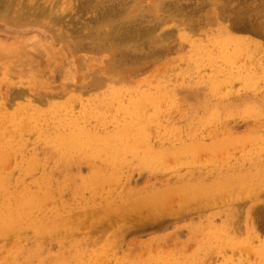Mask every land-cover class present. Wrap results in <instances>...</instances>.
Wrapping results in <instances>:
<instances>
[{"label":"rangeland","instance_id":"obj_1","mask_svg":"<svg viewBox=\"0 0 264 264\" xmlns=\"http://www.w3.org/2000/svg\"><path fill=\"white\" fill-rule=\"evenodd\" d=\"M6 1H7V4H4V5H8V8H4L2 6V3L0 4V50H3L5 53L10 55V58H9L10 62L9 60L5 62L0 61V92H1L0 96L2 97V98L0 97V101H1L0 102V119H1L0 120V128H1L0 135L3 134L5 136L6 134L4 131H6L7 134H9L10 128L12 129L11 131L14 130V132H11V133L15 134V131L17 130L18 126H19L18 128L19 131L17 130V132H19V134L17 132L15 135L13 134L16 137H12L13 135L11 136V134L5 136L6 138L12 137L9 140L14 139L13 141L11 140V143L10 141L7 143L8 139H6L4 136L1 135L0 137L1 138L0 141L3 140V138L4 140H6V141L0 142V147H1L0 154L4 150H6L0 155L1 157L0 166H3V168L0 167V189H1L0 199L3 197L1 199L2 202L0 203V207H2L0 209V214L3 211H6L4 209L7 208V211H9V215L14 216L12 220L11 219L12 217L8 216L7 211H6L7 213L3 212L5 215L4 214L0 215V218H2L4 215L3 219L2 220L0 219V221H3V222H0V225H1L0 227L2 228V230L0 228V233H1V237H3V239L0 238V264H6V263L16 264V261H17V264H58V263L59 264L61 263L62 264H65V263L67 264H85V263L86 264H249V263L250 264H264V205H263L264 203V196H263L264 194L263 192L264 191V174H263L264 169H262L264 168V157H263L264 156V142H263L264 141V90H263L264 88V64H262L264 63V50H263L264 49V46H263L264 45V0H131V1L130 0H83V1L81 0H6ZM83 2H86V3H83ZM184 5H185V8H183ZM117 6L118 8H116ZM250 7L251 9H249ZM195 8L197 9V12ZM243 9L244 11L247 9L246 11H249V12L248 13L243 12L242 11ZM257 9H259L258 10L259 14H257L258 12L256 13ZM194 10H195V13H194ZM254 13H256V15ZM235 14L238 15L239 17L238 20H236L237 22L234 19ZM243 14L246 16H244ZM251 14L254 16V18L251 16ZM110 18H112L113 20ZM255 18L258 21L255 20ZM243 20L245 21L249 20V22H247L248 24L252 22L251 25L248 26L249 28L250 27L254 28L252 26L255 24L257 25V23L261 24V26L258 25L259 26L258 27L255 25V27L257 28L247 29L249 31L247 32V30L246 31L244 30V28L245 29L247 28V24L244 23L245 21L243 22ZM132 21L133 23L134 22L142 23L141 25L140 24L138 25L137 23L138 26L134 23V26L135 25L137 26V27L135 26L136 29H134L136 31L135 32L136 34L133 32L134 26H130ZM238 21H241V22H238ZM242 22L244 23L243 24L244 28H242ZM133 23L131 25H133ZM154 23L155 25H153ZM230 23L232 24V26H230L231 25ZM234 23L236 25H234ZM156 24H159V25H156ZM239 25L241 26L242 29L239 27ZM124 27H125V30H123ZM129 27H130V31H128ZM131 27L133 28L131 29ZM148 27H149V30H148ZM140 29H142V33L140 32L141 31ZM146 29L148 30V32ZM257 29L259 30L257 31ZM240 30H242V32ZM253 30L257 32L252 33L254 32ZM125 31H128V33ZM164 31L166 32L164 33ZM122 32L128 35L131 32V35L129 36H131L132 39L131 40L128 39L129 37H127L126 34L124 35ZM146 32L149 34L147 35ZM227 34L229 35L225 37ZM121 37L123 38L125 37V38L121 39ZM120 39L122 41H120ZM139 39L141 41L138 43L137 40ZM142 41L145 44H142L141 43ZM123 42L124 44H122ZM125 43H128V44H125ZM231 45H233V47ZM247 45L249 46L247 47ZM258 46H260L261 49L260 47L259 49H257ZM211 49H214V51ZM200 50L204 52L201 53ZM253 50L254 51L256 50V51L254 52ZM128 52H130L131 54H128ZM213 53L214 54L217 53V55L216 54L213 55ZM252 53L253 55L255 54L254 57ZM121 54H125V55L128 54V56L130 57H126L127 55L123 56ZM236 54H237V57L239 55V57L237 58L239 60L236 61V63L238 64V62L241 61L242 64L239 62L240 64H238V66L239 65L240 66L236 67V64L234 62L233 65L230 66L231 63L235 60ZM61 55H62V58L60 57ZM229 56H230L229 62H231L230 64L228 62ZM232 56L234 57V60ZM245 56L247 58H245ZM184 58L185 59L187 58L188 60L186 59L185 61ZM215 60H217V62ZM249 60H251L252 63ZM191 61H194V62L196 61V63L191 62ZM215 62L217 63L216 66L218 68L215 66ZM243 62H245V64ZM246 63H248L249 65ZM256 63L260 66V68ZM196 64H197V67H196ZM260 64H262L263 66ZM243 66H245V68L247 67L245 69L246 71L242 69ZM191 67H194L195 69H197L196 71L198 72V74L195 71V69ZM214 67L217 69H215ZM249 68L251 69V71L249 70ZM221 69H224V71H222ZM238 69H240L239 71L241 72H239ZM222 72H224L223 75H222ZM227 72L229 76H227ZM240 76L241 78H239ZM215 78H216V81H215ZM244 78H247V80ZM240 79L242 80L240 81ZM243 80H246V81L242 83ZM249 80L251 81V83ZM180 81L181 82L183 81V83H180ZM229 81L231 82L229 83ZM257 81L258 83H256ZM176 82H177V85H175ZM138 83L140 84L138 85ZM255 84L256 86H258L257 88L259 89L254 88ZM241 86L243 89H241ZM246 86L248 87V89ZM215 87L217 88L215 89ZM250 88H252V90ZM18 89L22 90V93H20L21 95H19V93L16 92ZM244 89L247 91V94ZM248 90H250V92ZM13 91L16 93V96L13 95L14 94L12 93ZM167 92L168 94H166ZM10 96H11V99H10ZM228 99L230 101H228ZM93 101L95 104L92 103ZM31 103H35L37 105L36 106L37 108L34 106V104H31ZM88 103H89V106H87ZM222 103H224L225 106L227 104L228 105L225 107ZM90 105H92L91 110L93 112L90 111V113H87L91 108ZM29 106L32 109L34 106L35 111L29 110L28 109ZM54 106H55V109H54ZM24 107H26L25 109L27 110V112L25 111ZM50 107H52V111L54 110L56 112L54 111H53L54 113L51 112V109H49ZM38 108L41 110H39ZM94 108H96V110ZM168 108L170 112L168 111ZM87 109L89 110L87 111ZM1 110H4V111H1ZM28 110H29V115L31 114L32 116H29L27 114ZM109 110H112V111H109ZM32 111L34 113L38 112L37 118H34V116L36 117V115L33 114ZM81 111L83 114L81 113ZM97 111H98L97 113L98 115H95L97 116L95 117L93 114L94 112H97ZM10 112H12L13 114L11 115ZM17 112H20V113L18 114ZM40 112H43V116L42 114H40ZM106 112H109L108 113L109 117ZM155 112L158 113L157 116ZM256 112H259V113H256ZM25 113L28 115V118L25 116ZM99 113L104 114L105 116L103 118L105 119V117H107L108 121L106 119H105L106 121H104V119H101L102 115ZM16 114L20 115V118ZM213 114H214V117H213ZM22 115L25 117H23ZM52 115L54 116L52 117ZM69 115L71 118L68 117ZM74 115L76 116V119ZM39 116H42L43 120L41 119V117L39 119L38 118ZM153 116L156 118L153 119L154 118ZM227 116H228V120H227ZM244 116H246V118H244ZM45 117L48 119H46ZM49 117L52 120H50ZM67 117L70 119V121L73 119L71 121L72 123L68 121L69 119ZM17 118L19 119L23 118V119L19 120ZM6 119L10 121L7 124H6L7 121H5ZM27 119L29 121L31 120L30 125ZM111 119L112 121H110ZM260 119L263 121L261 122ZM38 120H41V121L37 122ZM63 120L65 122H63ZM79 120H82V121H79ZM83 120H84V124L82 125L81 122H83ZM42 121H45V124L42 123L41 125ZM60 121L63 123H60ZM94 121L97 123H95ZM52 122H55V124ZM77 122H80L79 125H77L78 124ZM91 122H94L95 124L94 123L91 124ZM3 123H5V125H3ZM46 123H48L49 126ZM171 123L172 125H175V126L173 127ZM210 123L211 124L213 123V124L210 125ZM220 123H221V126H219ZM15 124H19V125H15ZM6 125H8L10 128H8V126H7V129L4 128L6 127ZM11 125H13V127H11ZM34 125H35V129L34 128L31 129V126L34 127ZM43 125L45 127H43ZM113 125L115 127H113ZM191 125L193 126L194 129L192 128ZM176 126L178 127V130H176L177 129ZM199 126L201 127L199 128ZM206 126H209V127H206ZM215 126H218V127L216 128ZM40 127L41 129L43 127L42 132L41 130H39ZM44 128L46 129L47 133ZM227 128L228 129L230 128V129L228 130ZM8 129L9 131H7ZM33 129L34 131H37V133H35ZM59 129L60 131H58ZM184 129L185 131H183ZM24 130L27 131L28 133H25ZM87 130L90 131V133L87 132ZM31 131L33 133H31ZM56 131L59 133H57ZM211 131H214V132H211ZM102 132L104 135L100 134ZM34 133L37 135V137H39V139L43 138L45 140L46 145H47V140L51 139V137L53 136L54 137L51 140H48L49 144L45 146L44 148V145H45L44 140L43 139H42L43 141L39 140ZM21 134H23L22 137H23V140L25 141L21 140L22 138L20 137ZM42 134H44L45 137ZM181 134H184L185 138ZM40 135H42V137ZM139 136L141 137V139ZM165 136L166 138H164ZM186 136L188 137V139ZM78 137L80 139H78ZM171 137L173 139L177 137L178 139L177 138L175 139H177L178 141L175 139L173 140ZM200 137L202 138V140ZM67 138L68 139L70 138L72 140L71 141L69 139L71 143H69L70 141ZM135 138L136 139L138 138V139L136 140ZM36 139L38 141H36ZM53 139L56 142L55 141L52 142ZM60 139H62L63 141ZM74 139L76 142L75 141L73 142ZM259 140L263 143L260 144ZM26 141H27L26 145L25 144L23 145V143ZM34 141L39 143L37 144L38 146L35 145L36 143ZM3 142L5 143L3 144ZM257 142H259V146ZM52 143L57 144V145H53ZM136 143H139V146H137ZM244 143H246V145ZM65 144H66L67 149H63ZM72 144L73 145L75 144V145L71 146ZM254 144H257V145H254ZM4 145L7 148L8 146H11V147H9V150H8L6 149ZM77 145H79L80 147H78ZM133 145H136L137 147ZM29 146L30 147L32 146V147L29 148ZM140 146L144 152H146L145 148L149 149L148 151H150V149L152 148L151 153L147 151V154L150 153L148 154L149 157L146 153L142 152ZM222 146L224 148H221ZM52 147H53V150H52ZM70 147H73V148L69 150ZM77 147H78V150H82V151L85 150L86 152L84 153H86V155H89L92 158L94 157L93 159H97V160H93L91 158L89 159L87 158V156H84L83 153L76 151ZM113 147H114V150L112 149ZM225 148H227L229 152L228 150L226 152ZM250 148H252V150ZM54 149H55V152H54ZM106 149L107 151H104ZM137 149H139L141 153H139ZM233 149L234 151H232ZM247 149H249L250 152L247 151ZM41 150H44L45 152ZM74 150L75 152H78L79 155L78 153L75 154ZM193 150H194V154L192 153ZM245 150L247 151V153L244 152ZM102 151L104 152L103 156H102L103 154ZM108 151L109 153L113 151V154L111 153V156L107 154L108 156H110L109 159L106 155V152L108 153ZM195 151H198L199 154H197V152ZM177 152H179V154ZM209 152H211L210 154L213 153V155L214 154L216 155L217 153L216 157L217 159H219L218 156L221 157L222 159L221 158H220L221 160L219 159V161L221 162H219L218 160L215 161L214 159H216V157L211 155L212 157H214V159L212 158L214 160L213 161L211 159V156L209 155ZM143 153L146 154L147 156L144 155ZM161 153H163L162 154L163 156L162 155L159 156V154ZM228 153L231 155V157L230 155H227ZM47 154L48 156L49 155H53V156H49L48 158V156H46ZM80 154H83V156H81ZM167 154L170 156H168ZM26 155L27 157H24ZM150 155L152 157H150ZM188 155L189 157H187ZM80 156L83 158H81ZM195 156L198 159L195 158ZM246 156H249V157L247 158ZM257 156L259 160L257 159ZM34 157H35V160L33 161ZM171 157L172 159H175V160L178 159L177 160L178 162L177 161L175 162L173 160L171 161V159H169ZM185 157H187V159ZM228 157H230V159ZM39 158L41 160H39ZM153 158L156 160H153ZM167 158L169 159L170 164ZM227 158L229 162L224 161L225 159L227 160ZM238 158H239L240 163L238 161ZM159 159L160 160L162 159L161 162L164 163V164L162 163V166L160 165L161 162L159 161ZM233 159H236V160L233 161ZM247 159H248V162H247ZM87 160L89 161V163ZM101 160H104L102 161L103 163L101 162ZM121 160L123 162H121ZM129 160L130 162L128 163ZM181 160H185L186 162L189 161V164L191 162V164L197 165L196 166L197 168L193 167L195 165H192V166L190 165L189 168H187L188 164L186 163L185 165L183 161H182L183 164H181L182 163ZM205 160H208V162L211 161V163L213 165H217V167L216 166L215 168L214 166L208 167V165L211 166L212 164H210V162L209 164H207ZM36 161H38L37 162L38 164L40 163L38 168H37L38 164L37 163L35 164ZM46 161L47 163H45ZM107 161L108 163H105ZM141 161L144 165L140 163ZM158 161H159V164H157ZM192 161H195V163H193ZM204 161L206 163H204ZM230 161H232L231 165L234 168L230 166ZM42 162H44V164L41 165ZM124 162H125V165L123 164ZM131 162L132 164H130ZM166 162L170 165V167H172V170L169 168V165L165 167ZM174 162L182 166H179V165L176 166L177 164L175 165ZM28 163H29V166H28ZM137 163L139 165L136 167ZM171 163H172V166H171ZM33 164L34 166L36 165L35 168L33 167ZM106 164L112 165L113 168L110 165L107 166ZM145 164L147 165L149 164L151 169L148 166V168L150 169L148 170ZM128 165H131V166L129 167ZM174 165L176 166V168L178 167L179 169L178 168L173 169V167H175ZM225 165H227L228 168ZM44 166L46 168H44L45 170L43 172L42 170ZM132 166H134L133 171H131V169L133 168ZM154 166L155 167L157 166V167L155 168ZM163 166L164 168H166V170L167 168H169L170 170H168L165 173L164 171L166 170L163 168L164 171L161 172V170L163 169L160 170L159 168H162ZM220 166L221 168H219ZM102 167H105V168L103 169ZM116 167L119 168V171L118 169H116ZM122 167L124 168L123 169L124 171H121ZM138 167H140L141 170L137 169ZM153 167L156 169V171L155 169H152ZM213 168L218 172H216ZM217 168L222 169V170H218ZM237 168H238V171H237ZM3 169L4 171H1ZM5 169L8 171L9 174L6 173L7 171H5ZM30 169L32 170V172L35 171V173H31ZM91 169L94 172L93 171L91 172ZM157 169L159 173H157ZM182 169H183V172L181 171ZM227 169L229 170V172L231 169L230 173H231V176H234L233 178H230L231 176L228 173ZM126 170H128V172ZM174 170L177 172H175ZM232 170L233 171L235 170V171L233 172ZM23 171L24 173H22ZM103 171L104 173L102 174ZM42 172L44 173V175L42 174ZM117 172H120L118 173L119 176H121L120 175L121 172L123 173L125 172L124 175H126L127 177L130 176V179H128L126 176L124 177L122 173V177L120 178V180L122 179L121 181H123L122 183L121 181H119V178H116L118 176ZM174 172H175V175H174ZM220 172H221V175H220ZM238 173H242V174H238ZM68 174H69V177H68ZM81 174H83L82 178H84L86 174L89 175V176H86L85 178L87 180H84L81 177H79L81 176ZM247 174L248 175L251 174L249 175L250 177H248L249 178L248 180L253 179L254 183L253 181L247 180V176H248ZM36 176L38 177L37 179H35ZM235 176H236V179H235ZM20 177H22V179H20ZM31 177L33 178L35 177L34 178L35 180L32 179ZM44 177L47 180H45ZM49 177L50 178L52 177V178L50 179ZM182 177L184 179H182ZM244 177H245V180H241V181H244L241 183V181L239 180L240 178L242 179ZM237 178L239 179L238 182L236 181ZM10 179H11V182H10ZM191 179L192 181L190 182ZM199 179L200 180L202 179V180L200 181ZM12 180L14 181V184ZM21 180L23 181V183H21L22 182ZM42 180H45L47 182L43 181V185H42V183H40ZM17 181L18 183H16ZM148 181H149V184H148ZM188 181H189V184H188ZM214 181L215 182L217 181L218 183H215ZM220 181H223L224 186L222 185V183L221 184L219 183ZM259 181L261 182V184L263 183V185H261ZM1 182L3 184H1ZM5 182L7 183L5 184ZM76 182L79 184H77ZM156 182L158 186L157 184H155ZM176 182H178L179 185L181 182L182 184L186 185L184 186L186 188L181 186L182 189H180L179 185H177ZM227 182L228 183L230 182L231 184L229 183V185L226 186ZM234 182L236 183L234 184ZM245 182L246 183L248 182L250 184L248 185L247 183L248 185L247 186ZM80 183L84 185H80ZM86 183L88 186L85 185ZM251 183L253 185L255 184L257 188L255 185H254L255 187L252 186ZM258 183L260 185H258ZM65 184H68V186H66ZM122 184L125 189L121 187ZM213 184L215 185V187H213ZM78 185L83 186V188ZM173 185H176V186H173ZM232 186H234V188ZM260 186L263 188H261ZM53 187H57L56 190H54L55 188ZM88 187L89 188L91 187L90 189L92 190L89 191L90 189ZM136 187L138 189H136ZM198 187H200V189ZM227 187L228 188L231 187L230 189H232L233 193L235 191L234 195L231 192V190L229 192V189ZM12 188L13 190H11ZM71 188L74 191L70 190L71 192L70 193L68 191ZM159 188H161V190H159ZM248 188H251V189H249L248 191ZM23 189L25 191H23ZM104 189H105V193H104ZM107 189L109 190L107 191ZM112 189L114 192H116L115 194H113L114 193L113 191H112L113 193L111 192ZM189 189H190L191 194L190 192H186V191H189ZM17 190L21 192L19 193ZM93 190L96 192V195L94 194L95 192ZM151 190L152 191L157 190L159 192L155 191L156 193L155 192L153 193ZM28 191H30V193L32 194H30ZM37 191H38V194H37ZM53 191L54 192L57 191L55 193L57 196L54 194ZM106 191L108 192V194ZM109 191L111 192V194ZM124 191L125 192L127 191V195ZM61 192H63L64 195ZM98 192H100L101 194L99 193L100 195L98 194L99 196L96 197V199H94L95 196H97ZM161 192L162 194L165 192L167 194L165 193L164 195L161 196L160 195ZM50 193L51 194L53 193V195H51ZM73 193L74 195H72ZM146 193L147 194L150 193V195L147 196ZM259 193L260 194L262 193V194L260 195ZM60 194L62 198L60 197ZM253 194H256V196H253ZM88 195H91L92 197L94 196L93 200H91L92 198L89 199L90 196ZM102 195H104V198L106 199H104ZM111 195L113 198L111 197ZM121 195L123 196L121 197ZM131 195L132 196L134 195L133 196L134 199L132 198ZM139 195H140V198H139ZM143 195L144 196L146 195V197H143ZM10 196H11V199H9ZM33 196H35L34 198L36 202L34 201ZM50 196L52 198L53 196H56L55 201L51 202L52 198H50ZM65 196L68 199L65 198ZM109 196H110V199L108 203L107 200ZM115 196L117 199L114 202L115 203L114 205V203L111 201L115 200L114 199ZM227 196H228V200L226 201ZM152 197L154 198L151 199ZM186 197H188L189 199ZM249 197L251 199H249ZM7 198L11 201L9 200L7 201ZM84 198L86 199V201ZM130 198H132L133 200H131ZM223 198L225 201L222 200ZM243 198L246 201L242 200ZM18 199L20 202L15 203ZM61 199H62L61 202L64 204L62 203L59 204L60 201L58 200H61ZM129 199L131 201H129ZM135 199H136V202H135ZM43 200H45V202H43ZM94 200H97L98 203L97 201H94ZM159 200H162V201H159ZM189 200L192 202V204L189 203L190 202ZM202 201H203V206H205L204 208L201 205ZM6 202H8V204ZM33 202L35 204L38 203V205L36 204L34 206ZM46 202H47L48 207L47 205H45ZM55 202H58L57 206ZM75 202H78L80 204L82 203V206L78 203L76 204ZM83 202L86 203V205ZM186 202H188L194 207L191 206L192 208L189 207L190 209L186 208L188 207V204H186ZM193 202L195 204H198L196 205V207L198 208L195 207ZM42 203L43 205L41 206L42 207V212H41L40 204ZM67 203L68 205L69 203H71L70 206H68ZM103 203H104V207H102ZM139 203L141 205H138ZM214 203L217 206L216 208H213ZM225 203L226 204L228 203L227 208H226ZM14 204H17V205L15 206ZM155 204H157L159 208L158 207L156 208ZM261 204L263 207H261ZM8 205L10 206L9 209L7 207ZM12 205L14 206L12 207ZM52 205H55V206H53L52 208L51 207ZM62 205H63V208H62ZM75 205L76 206L78 205V207H76ZM89 205H93L94 207L90 206V208L88 209ZM124 205L125 206L128 205V206H126V208H123L125 207ZM166 205L168 206V209ZM218 205L220 206L218 207ZM20 206L22 208H20ZM36 206H38L39 208L38 210ZM43 206H45L44 207L45 209L43 208ZM64 206H67L65 207L66 211H64ZM145 206L149 207V210ZM49 207L50 209H53V210L48 209ZM68 207H70V209ZM129 207H132V208L129 209ZM150 207L151 208L153 207L152 210H150L151 209ZM14 208L15 209L20 208L21 210L19 209V212L21 213H18L17 210L14 212L10 211V210H13ZM94 208H96V210ZM160 208L162 210H160ZM163 208H165L164 210H167V211L164 212ZM194 208L195 210H193ZM29 209H31L29 211L30 214H26V212ZM54 209H55L56 214L60 212L58 214L60 216L54 215L55 214ZM56 209H59L60 211ZM84 209L86 210L84 211ZM90 209L93 211H91ZM122 209L123 210L126 209L127 211H123L121 213L120 210L122 211ZM74 210H76V212H74ZM89 210L91 211V213H89V215H86ZM94 210L97 213L94 212ZM98 210L100 213L98 212ZM130 210L132 211V213L135 210L138 212L137 214H139L140 212L141 213L139 216L137 215L138 217H136V214H135L136 212L133 214L135 216H133L131 215L132 213ZM118 211L120 214L118 213ZM149 211L152 216L155 215L156 213L159 214L158 212H163V213H160L161 215L156 214L155 216H153V218L156 217L154 220L151 218V221H148V216L150 215L148 213ZM62 212L64 213V215L62 214ZM114 212L115 213L117 212L116 215L114 214ZM177 212L178 213L182 212V213L179 216ZM17 213L19 214L20 220L18 218ZM34 213L37 214V216H34L35 215ZM39 213H44V214L40 216ZM72 213L73 214L77 213V214L72 215L71 217L69 216L67 220V216L71 215ZM81 213H83L84 215ZM170 213L172 216L170 215ZM228 213H230L231 215H229ZM46 214L51 218V220L53 219L54 221L53 223L55 224L56 227L54 225L49 226L48 223L51 220L48 219L49 217ZM28 215H31V218L30 216L28 217ZM51 215L53 216V218ZM173 215L174 216L177 215V216L173 217ZM73 216H76L77 218L75 217L73 220ZM78 216H80L81 218H79ZM140 216L142 217V219H140ZM162 216H164L163 218L165 219L163 218L161 219ZM23 217L27 219L30 218L31 220L34 219V221L29 223L31 220L29 219L28 221L27 219ZM87 217H89L87 220L91 221L92 224L88 221L83 224L82 219L85 218L84 219V222H85ZM90 217L93 221L90 219ZM157 217H159L160 219ZM16 218L18 219L15 220ZM256 218H259V219L261 218V219L259 220ZM157 219H159V221H155ZM11 221H13V224ZM15 221L18 224L17 227L21 226L22 229H25L24 230L25 232L21 231L22 230L21 228L16 229L15 226L17 224ZM47 221L49 222L47 223ZM63 221H65L66 224H64ZM73 221L75 224L72 223ZM144 221L145 223L147 222L146 225L145 223H142ZM18 222H22V223L19 224ZM26 222L29 223V225ZM38 222L40 226L36 224ZM226 222L230 223L231 225L230 224L227 225ZM1 223L2 224L4 223V225H2ZM53 223L52 221L50 222V224H53ZM6 224H8V226ZM32 224H33V227H32ZM57 224L59 225V229H57L58 228ZM103 224H106V226ZM139 224L141 225V228H139L140 227ZM36 225L38 227L37 229L35 228ZM72 225H74V227ZM13 226L14 228H12ZM44 226H46L48 229ZM69 226L71 228H69ZM129 226L131 227L130 231L131 232L133 231L132 233L129 232ZM9 227L12 228L13 231L16 230L15 232L17 233L8 235V233L12 232L11 229H10V232L8 231L9 229L7 228ZM3 228L7 230L8 232L5 231ZM34 228L36 229L37 232L33 230ZM40 228L41 229L44 228L43 231L46 229L45 230L46 232L43 233ZM55 228L58 231H56ZM68 228L71 230L69 231ZM38 229L40 232H38ZM67 229L70 234H68ZM63 230H65L64 233L66 232L65 233L66 236L64 235ZM214 230H215L214 232L215 234L213 233ZM19 231H21V234L19 233L20 235L18 234ZM3 233H4V236L2 235ZM37 233H39L40 235ZM41 233H43V235ZM61 233H62V237H61ZM246 233L249 235H247ZM22 234L25 236H21ZM7 235H8V238H7ZM5 237L7 239H4ZM29 240H33L35 241V243ZM79 241L80 243H78ZM242 241L244 243H242ZM40 242H41V246L40 244L38 245V243ZM81 242H83V245ZM90 242L94 243L93 244L94 247L91 245ZM75 243L77 245L79 244L80 246L79 245L77 246ZM246 243H247V246H246ZM8 246H11L13 252ZM12 246L13 247L16 246L15 247L16 249L13 248ZM22 246H24V249ZM28 246L30 248H28ZM36 246L39 248H37ZM148 248H150V250ZM140 251L141 252L143 251V252L141 253ZM248 251L251 253H249ZM5 252L9 254V257H8V254H6ZM101 253H104V254H101ZM14 255H15V259H14ZM70 255H71V258H70ZM111 255H114L112 257L113 259L111 258ZM11 257L13 259H10ZM146 257L148 258V260L146 259ZM8 258L10 259V261ZM5 259H7V261ZM256 259H258L259 262H256ZM57 260H60V261H57Z\"/></svg>","mask_w":264,"mask_h":264},{"label":"bare ground","instance_id":"obj_2","mask_svg":"<svg viewBox=\"0 0 264 264\" xmlns=\"http://www.w3.org/2000/svg\"><path fill=\"white\" fill-rule=\"evenodd\" d=\"M81 1H83V0H81ZM130 1H131V0H130ZM78 2H79V1H78ZM122 2H123V1H122ZM1 3H2V6H3L4 8H8V5H4V4H7V1H6V0H0V4H1ZM83 3H86V2H83ZM168 3H169V2H168ZM170 3H171V2H170ZM199 3H200V2H199ZM199 3H198V5H199ZM107 4H108V3H107ZM200 4H201V3H200ZM74 5H75V4H74ZM105 5H106V4H105ZM112 5H113V4H112ZM125 5H126V3H125ZM260 5H261V4H260ZM81 6H82V5H81ZM103 6H104V5H103ZM107 6H108V5H107ZM114 6H115V5H114ZM114 6H113V7H114ZM251 6H252V5H251ZM77 7H78V6H77ZM100 7H101V5H100ZM124 7H125V6H124ZM235 7H236V6H235ZM111 8H112V7H111ZM116 8H118V6H117ZM183 8H185V5H184ZM191 8H192V7H191ZM197 8H198V7H197ZM80 9H81V8H80ZM88 9H89V8H88ZM195 9H196V8H195ZM249 9H251V7H250ZM249 9H248V10H249ZM252 9H253V8H252ZM95 10H96V9H95ZM191 10H192V9H191ZM226 10H227V9H226ZM236 10H237V9H236ZM246 10H247V9H246ZM246 10L244 11V9H243L242 11L248 13L249 11H246ZM258 10H259V9H257L256 13L258 12ZM185 11H186V9H185ZM250 11H251V10H250ZM260 11H261V10H260ZM190 12H191V11H190ZM196 12H197V9H196ZM251 12H252V11H251ZM251 12H250V13H251ZM254 12H255V11H254ZM99 13H100V12H99ZM192 13H193V12H192ZM192 13H191V15H192ZM194 13H195V10H194ZM247 13H246V14H247ZM256 13H254V14L256 15ZM218 14H219V13H218ZM244 14H245V13H244ZM244 14H243V15H244ZM257 14H259V12H258ZM98 15H99V14H98ZM194 15H195V14H194ZM240 15H242V14H240ZM196 16H197V15H196ZM244 16H246V15H244ZM251 16L254 18V16H253L252 14H251ZM258 16H259V15H258ZM258 16H257V17H258ZM194 17H195V16H194ZM233 17H234V16H233ZM247 17H248V16H247ZM257 17H256V18H257ZM259 17H260V16H259ZM259 17H258V18H259ZM238 18H239L238 15L235 14V17H234L235 21L238 20ZM249 18H250V16H249ZM256 18H255V20H257ZM110 19H112V18H110ZM110 19H109V20H110ZM240 19H242V18H240ZM247 19H248V18H247ZM247 19H246V20H247ZM112 20H113V19H112ZM228 20H229V19H228ZM244 21H245V20H243V22H244ZM251 21H253V20H251ZM257 21H258V20H257ZM141 22H142V21H141ZM232 22H234V21H232ZM236 22H237V21H236ZM236 22H235V23H236ZM238 22H241V21H238ZM243 22H242V28H244V26H243L244 23L247 24V28H246V29L244 28L245 31H246L247 29H255V28H257V27H255L256 24H255V25L252 24V25H253L252 27H254V28H251V27L249 28L248 26H250L251 23H252V22H250V24H248L247 22H249V20H248V21H245L244 23H243ZM132 23H133V21H132ZM132 23H131V24H132ZM134 23H135V22H134ZM134 23H133V25L130 24V26H134ZM137 23H138V25H139V24H140V25L142 24V23H139V22H136L135 24L137 25ZM235 23H234V25H236ZM255 23H256V22H255ZM230 24H231V23H230ZM238 24H239V23H238ZM128 25H129V24H128ZM136 25H135V26H136ZM138 25H137V26H138ZM146 25H147V24H146ZM153 25H155V23H154ZM153 25H152V26H153ZM156 25H159V24H156ZM240 25H241V23H240ZM240 25H239V27L241 28ZM258 25L261 26V24H258V23H257L256 26H258ZM115 26H116V24H115ZM115 26H114V27H115ZM135 26H134V28L131 27V29L133 28V32H134V33L136 32V31L134 30V29H136ZM137 26H136V27H137ZM144 26H145V25H144ZM230 26H232V24H231ZM259 26H258V27H259ZM126 27H127V26H126ZM139 27H140V26H139ZM239 27H238V29H239ZM141 28H142V27H141ZM242 28H241V29H242ZM128 29H129V30H128ZM128 29H127V30L130 31V27H129ZM143 29H144V27H143ZM259 29H260V28H259ZM259 29H257V31H258ZM261 29H262V28H261ZM123 30H125V27H124ZM137 30H138V29H137ZM140 30H141L140 32L142 33V29H140ZM146 30H147V29H146ZM148 30H149V27H148ZM148 30H147V32H148ZM128 31H125V32L128 33ZM238 31H239V30H238ZM240 31L242 32V30H240ZM250 31H252V30H250ZM253 31H254V32H252V33L257 32V31H255V30H253ZM131 32H132V31H131ZM131 32H130L129 35H131ZM147 32H146V33H147ZM165 32H166V31H164V33H165ZM167 32H168V31H167ZM228 32H229V31H228ZM243 32H244V31H243ZM247 32H249V31L247 30ZM262 32H263V30H262ZM122 33H123L124 35L126 34V33H124V32H122ZM224 33H225V32H224ZM245 33H246V32H245ZM258 33H259V32H258ZM135 34H136V33H135ZM148 34H149V33H147V35H148ZM262 34H263V33H262ZM124 35H123V36H124ZM126 35H127V37H129L128 39H130V40L132 39V37L129 36L128 34H126ZM228 35H229V34H227L225 37H227ZM254 35H255V34H254ZM257 36H258V34H257ZM130 37H131V38H130ZM134 37H135V35H134ZM230 37H231V36H230ZM234 37H235V36H234ZM124 38H125V37H124ZM124 38L121 37V39H124ZM140 38H141V37H140ZM142 38H143V36H142ZM223 38H224V37H223ZM121 39H120V41H122ZM218 39H220V38H218ZM251 39H252V38H251ZM130 40H129V41H130ZM243 40H244V39H243ZM248 40H249V39H248ZM140 41H141L140 39L137 40L138 43H139ZM255 41H256V40H255ZM125 42H126V40H125ZM144 42H145V41H144ZM249 42H250V41H249ZM141 43H142V44H145V43H143V41H142ZM141 43H140V44H141ZM223 43H225V42H223ZM231 43H232V42H231ZM236 43H237V42H236ZM122 44H124V42H123ZM125 44H128V43H125ZM135 44H136V43H135ZM140 44H139V45H140ZM243 44H244V42H243ZM252 45H253V44H252ZM252 45H251V46H252ZM261 45H262V44H261ZM133 46H134V45H133ZM137 46H138V44H137ZM144 46H146V45H144ZM144 46H143V47H144ZM213 46H215V45H213ZM231 46L233 47V45H231ZM243 46H244V45H243ZM248 46H249V45H247V47H248ZM263 46H264V45H263ZM263 46H262V47H263ZM200 47H201V46H200ZM211 47H212V46H211ZM211 47H210V48H211ZM216 47H217V46H216ZM216 47H215V48H216ZM259 47H260V46H258L257 49H259ZM212 48H213V47H212ZM215 48H214V49H215ZM249 48H250V47H249ZM137 49H138V48H137ZM214 49H211V50L214 51ZM222 49H223V48H222ZM228 49H229V48H228ZM230 49H231V48H230ZM243 49H244V48H243ZM251 49H252V48H251ZM255 49H256V48H255ZM260 49H261V47H260ZM123 50H124V49H123ZM216 50H217V49H216ZM263 50H264V49H263ZM193 51H194V50H193ZM200 51H201V53L204 52V51L202 52V50H200ZM213 51H212V52H213ZM229 51H230V50H229ZM247 51H248V50H247ZM253 51H254V50H253ZM253 51H252V52H253ZM255 51H256V50H255ZM255 51H254V52H255ZM257 51H259V50H257ZM197 52H198V51H197ZM226 52H227V51H226ZM254 52H253V53H254ZM25 53H27V52H25ZM121 53H123V52H121ZM124 53H125V52H124ZM218 53H219V52H218ZM234 53H236V52H234ZM234 53H233V54H234ZM250 53H251V51H250ZM250 53H249V54H250ZM253 53H252V55H253ZM128 54H131V53L128 52ZM128 54H126L127 56H126L125 54H121V55H123V56L125 55L126 57H130V56H128ZM142 54H143V53H142ZM211 54H212V53H211ZM215 54L217 55V53H215ZM215 54L213 53V55H215ZM231 54H232V53H231ZM231 54H230V55H231ZM245 54H247V53H245ZM249 54H248V55H249ZM27 55H28V54H27ZM161 55H162V54H161ZM199 55H200V54H199ZM203 55H204V54H203ZM208 55H209V54H208ZM225 55H226V54H225ZM252 55H251V57H252ZM254 55H255V54H254ZM254 55H253V57H254ZM58 56H59V55H58ZM193 56H194V55H193ZM193 56H192V57H193ZM195 56H196V55H195ZM235 56H236L235 60H234V57L232 56V57H233V60H234V61L232 60V61H233L232 63L229 62L230 56L228 57V62H229V64L231 63L230 66H232L234 62H235V64H236V67L238 66V64L241 63V61H239L240 63L238 62V64L236 63V61L239 60V59H237V58L239 57V55H238V57H237V54H236ZM243 56H244V54H243ZM60 57L62 58V55H61ZM121 57H122V56H121ZM131 57H132V56H131ZM133 57H134V56H133ZM187 57H188V56H187ZM192 57H191V58H192ZM197 57H198V56H197ZM220 57H221V56H220ZM251 57H250V58H251ZM9 58H10V55H9V54L5 53L3 50H0V61H1V62H2V61L5 62V61H8V60H9V62H10V59H9ZM211 58H212V57H211ZM245 58H247V57L245 56ZM127 59H128V58H127ZM186 59H187V58H186ZM186 59L184 58L185 61H186ZM196 59H197V58H196ZM203 59H204V58H203ZM217 59H218V57H217ZM225 59H227V58H225ZM225 59H224V60H225ZM254 59H255V58H254ZM187 60H188V59H187ZM190 60H191V59H190ZM193 60H194V59H193ZM197 60H198V59H197ZM129 61H130V60H129ZM201 61H202V60H201ZM203 61H204V60H203ZM215 61L217 62V60H215ZM226 61H227V60H226ZM244 61H245V60H244ZM249 61H251V60H249ZM253 61H254V60H253ZM255 61H256V60H255ZM257 61H259V60H257ZM4 62H3V63H4ZM191 62H194V61H191ZM216 62H215V66H216V64H217ZM194 63H196V61H195ZM211 63H212V62H211ZM243 63L245 64V62H243ZM251 63H252V61H251ZM6 64H7V63H6ZM121 64H122V63H121ZM212 64H213V63H212ZM241 64H242V63H241ZM246 64H248V63H246ZM253 64H254V63H253ZM256 64H257V63H256ZM262 64H264V63H262ZM262 64H260V65H262ZM1 65H2V64H1ZM218 65H220V64H218ZM248 65H249V64H248ZM257 65H258V64H257ZM257 65H256V66H257ZM184 66H185V65H184ZM198 66H199V65H198ZM230 66H229V67H230ZM239 66H240V65H239ZM239 66H238V67H239ZM254 66H255V65H254ZM258 66H259V65H258ZM262 66H263V65H262ZM194 67H195V66H194ZM194 67H191V68L195 69V68L197 67V64H196V67H195V68H194ZM216 67H217V66H216ZM229 67H228V68H229ZM241 67H242V66H241ZM248 67H249V66H248ZM5 68H6V67H5ZM5 68H3V69H5ZM199 68H200V67H199ZM212 68H213V67H212ZM214 68H215V67H214ZM217 68H218V67H217ZM217 68H215V69H217ZM233 68H234V67H233ZM246 68H247V67H246ZM246 68H245V66H243L242 69L245 70ZM259 68H260V66H259ZM200 69H201V68H200ZM215 69H214V70H215ZM196 70H197V69H195V71H196ZM221 70L224 71V69H221ZM221 70H219V71H221ZM233 70H234V69H233ZM233 70H232V71H233ZM239 70H240V69H238V71H239ZM247 70H248V69H247ZM249 70L251 71L250 68H249ZM249 70H248V71H249ZM195 71H194V72H195ZM198 71H199V70H198ZM229 71H230V70H229ZM229 71H228V72H229ZM245 71H246V70H245ZM250 71H249V72H250ZM4 72H5V70H4ZM196 72H197V71H196ZM228 72H227V76H229V75H228ZM233 72H234V71H233ZM239 72H241V71H239ZM261 72H262V71H261ZM217 73H218V71H217ZM223 73H224V72H222V75H223ZM229 73H230V72H229ZM231 73H232V72H231ZM244 73H245V72H244ZM253 73H255V72H253ZM197 74H198V72H197ZM211 74H212V73H211ZM220 74H221V73H220ZM242 74H243V73H242ZM195 76H196V75H195ZM197 76H198V75H197ZM204 76H205V75H204ZM217 76H218V75H217ZM225 76H226V75H225ZM205 77H206V76H205ZM205 77H204V78H205ZM221 77H222V76H221ZM223 77H224V76H223ZM246 77H247V76H246ZM251 77H252V76H251ZM251 77H250V78H251ZM254 77H255V76H254ZM193 78H194V77H193ZM216 78H217V77H216ZM216 78H215V81H216ZM226 78H227V77H226ZM231 78H232V77H231ZM239 78H241V76H240ZM182 79H183V78H182ZM191 79H192V78H191ZM209 79H210V78H209ZM209 79H208V81H209ZM244 79L247 80V78H244ZM217 80H218V79H217ZM230 80H231V79H230ZM241 80H242V79H240V81H241ZM246 80H243L242 83H243L244 81H246ZM260 80H261V78H260ZM192 81H193V80H192ZM208 81H207V82H208ZM249 81H250V80H249ZM166 82H168V81H166ZM213 82H214V81H213ZM218 82H219V81H218ZM230 82H231V81H229V83H230ZM262 82H263V81H262ZM180 83H183V81H182V82L180 81ZM198 83H199V82H198ZM248 83H249V82H248ZM250 83H251V81H250ZM256 83H258V81H257ZM259 83H260V82H259ZM139 84H140V83H138V85H139ZM193 84H194V83H193ZM217 84H218V83H217ZM175 85H177V82H176ZM199 85H200V84H199ZM257 85H258V84H257ZM219 86H221V85H219ZM168 87H170V86H168ZM217 87H218V86H217ZM217 87H215V89H216ZM243 87H244V86H243ZM246 87H247V86H246ZM257 87H258V86H256V84H255V87H254V88H257ZM218 88H219V87H218ZM241 89H243L242 86H241ZM247 89H248V87H247ZM250 89L252 90V88H250ZM257 89H259V88H257ZM261 89H262V88H261ZM167 90H168V89H167ZM211 90H212V89H211ZM244 90H245V89H244ZM263 90H264V88H263ZM14 91H16V90H14ZM14 91H13L12 93H14L13 95L16 96V93H15ZM241 91H242V90H241ZM245 91H246V90H245ZM245 91H244V92H245ZM248 91L250 92V90H248ZM259 91H260V90H259ZM16 92H18L19 95H21L20 93H22V90L18 89ZM71 92H73V91H71ZM172 93H173V92H172ZM166 94H168V92H167ZM169 94H170V93H169ZM173 94H174V93H173ZM229 94H230V93H229ZM243 94H244V93H243ZM246 94H247V91H246ZM250 94H251V93H250ZM0 95H1V92H0ZM17 96H18V95H17ZM230 96H231V95H230ZM0 97H1V96H0ZM18 97H19V96H18ZM1 98H2V97H1ZM14 98H15V97H14ZM42 98H43V96H42ZM10 99H11V96H10ZM174 99H175V98H174ZM226 99H227V98H226ZM1 100H3V99H1ZM168 100H169V98H168ZM172 100H173V99H172ZM172 100H171V101H172ZM222 100H223V98H222ZM33 101H34V100H33ZM33 101H32V102H33ZM228 101H230V100L228 99ZM0 102H1V101H0ZM28 102H29V101H28ZM28 102H27V103H28ZM39 102H40V100H39ZM169 102H170V101H169ZM224 102H225V101H224ZM2 103H4V102H2ZM92 103H94V101H93ZM233 103H234V101H233ZM235 103H236V102H235ZM237 103H238V102H237ZM5 104H6V103H5ZM5 104H4V105H5ZM31 104H34L35 107L37 106L35 103H31ZM94 104H95V103H94ZM170 104H171V103H170ZM222 104L224 105V103H222ZM59 105H60V104H59ZM61 105H62V104H61ZM84 105H85V104H84ZM172 105H173V104H172ZM227 105H228V104H227ZM227 105H226V106H227ZM260 105H261V104H260ZM2 106H3V105H2ZM31 106H32V105H31ZM34 106H33V109L30 108V106H29L28 109H29V110H34V111H35ZM87 106H89V103H88ZM90 106H91V108L89 107L90 110L87 109V111L89 110L87 113H90V111H92V110H91V109H92V105H90ZM224 106H225V105H224ZM226 106H225V107H226ZM5 107H7V106H5ZM93 107H94V105H93ZM25 108H26V107H24V109H25ZM36 108H37V107H36ZM58 108H59V107H58ZM61 108H62V107H61ZM96 108H97V107H96ZM96 108H94V109L96 110ZM169 108H171V107H169ZM169 108H168V111L170 112ZM219 108H220V107H219ZM9 109H10V108H9ZM38 109H39V108H38ZM38 109H37V110H38ZM49 109H51V112L54 111V110L52 111V107H50ZM54 109H55V106H54ZM29 110H28V113H27L28 115H29ZM39 110H41V109H39ZM261 110H263V109H261ZM1 111H4V110H1ZM20 111H21V109H20ZM25 111L27 112L26 109H25ZM42 111H43V110H42ZM46 111H48V110H46ZM101 111H102V110H101ZM109 111H112V110H109ZM7 112H8V111H7ZM14 112H15V111H14ZM22 112H23V111H22ZM32 112H33V111H32ZM48 112H50V111H48ZM48 112H47V113H48ZM54 112H56V111H54ZM54 112H53V113H54ZM92 112H93V111H92ZM99 112H100V111H99ZM102 112H103V111H102ZM104 112H105V111H104ZM113 112H114V111H113ZM231 112H232V111H231ZM10 113H11V115L13 114L12 112H10ZM15 113H16V112H15ZM17 113L19 114L20 112H17ZM37 113H38V112H37ZM37 113H34V112H33V114L36 115V117L34 116V118H37V115H38ZM47 113H46V114H47ZM81 113H82V111H81ZM84 113H85V111H84ZM95 113H96V114H95ZM97 113H98V111H97V112H94L93 115H94V116H95V115H98ZM106 113H107V115H108V117H109V114H108L109 112H106ZM214 113H215V112H214ZM221 113H222V112H221ZM256 113H259V112H256ZM8 114H9V113H8ZM18 114H16V115L19 116V118H20V115H18ZM21 114H22V113H21ZM27 114L25 113V116L28 118V115H27ZM40 114H42V116H43V112H40ZM49 114H50V113H49ZM82 114H83V113H82ZM99 114L102 115L101 119H104L103 117H104L105 115L102 114V113H99ZM155 114H156V116L158 115V113H156V112H155ZM164 114H165V113H164ZM5 115H6V114H5ZM14 115H15V114H14ZM115 115H116V114H115ZM161 115H162V114H161ZM167 115H168V114H167ZM186 115H187V114H186ZM245 115H246V114H245ZM254 115H255V114H254ZM256 115H257V114H256ZM8 116H9V115H8ZM22 116H23V115H22ZM25 116H23V117H25ZM29 116H32V115L30 114ZM42 116H39L38 118L40 119V117H41V119L43 120ZM44 116H45V115H44ZM50 116H51V115H50ZM53 116H54V115H52V117H53ZM74 116H75V115H74ZM86 116H87V115H86ZM91 116H92V115H91ZM91 116H90V117H91ZM238 116H239V115H238ZM238 116H237V117H238ZM242 116H243V115H242ZM251 116H252V114H251ZM251 116H250V117H251ZM257 116H258V115H257ZM5 117H6V116H5ZM15 117H16V116H15ZM47 117H48V116H47ZM68 117L71 118L70 115H69ZM68 117H67V118H68ZM95 117H97V116H95ZM110 117H111V115H110ZM153 117H154V116H153ZM213 117H214V114H213ZM259 117H260V116H259ZM262 117H263V115H262ZM10 118H11V117H10ZM19 118H17V119H19ZM45 118H46V117H45ZM49 118H50V117H49ZM69 118H68V119H69ZM83 118H84V117H83ZM155 118H156V117H154L153 119H155ZM244 118H246V116H244ZM253 118H254V116H253ZM257 118H258V117H257ZM257 118H256V119H257ZM22 119H23V118H22ZM22 119H19V120H22ZM29 119H30V118H29ZM46 119H48V118H46ZM55 119H56V118H55ZM62 119H63V118H62ZM65 119H66V118H65ZM68 119H67V120H68ZM75 119H76V116H75ZM84 119H85V118H84ZM105 119L108 121L107 117H105ZM105 119H104V121H106ZM114 119H115V117H114ZM192 119H193V118H192ZM213 119H214V118H213ZM250 119H252V118H250ZM0 120H1V119H0ZM11 120H12V119H11ZM31 120H32V118H31ZM31 120H30V121H31ZM50 120H52V119L50 118ZM50 120H49V121H50ZM72 120H73V119H72ZM72 120H71V121H72ZM139 120H140V119H139ZM215 120H217V119H215ZM227 120H228V116H227ZM231 120H232V119H231ZM260 120H261V119H260ZM260 120H259V121H260ZM5 121H7L6 124H7L8 122H10V121H8L7 119H6ZM13 121H15V120H13ZM16 121H18V120H16ZM27 121H29V120L27 119ZM30 121H29V125H30ZM35 121H36V120H35ZM40 121H41V120H38L37 122H40ZM58 121H59V120H58ZM68 121H69L70 123H72V122L70 121V119H69ZM77 121H78V120H77ZM79 121H82V120H79ZM110 121H112V119H111ZM110 121H109V122H110ZM157 121H158V120H157ZM194 121H195V120H194ZM232 121H233V120H232ZM262 121H263V120H261V122H262ZM19 122H20V121H19ZM21 122H22V121H21ZM63 122H65V121L63 120ZM63 122L60 121V123H63ZM73 122H74V121H73ZM94 122H95V121H94ZM94 122H91V124H93ZM99 122H100V120H99ZM102 122H103V121H102ZM121 122H122V121H121ZM138 122H139V121H138ZM170 122H171V121H170ZM220 122H221V121H220ZM254 122H255V121H254ZM256 122H257V121H256ZM32 123H33V122H32ZM35 123H36V122H35ZM42 123L45 124V121H42V122H41V125H42ZM52 123L55 124V122H52ZM74 123H75V122H74ZM74 123H73V124H74ZM77 123H78L77 125H79L80 122H77ZM81 123H82V125H83V124H84V120H83V122H81ZM95 123H97V122H95ZM95 123H94V124H95ZM107 123H108V122H107ZM168 123H169V122H168ZM177 123H178V122H177ZM192 123H193V122H192ZM213 123H215V122H213ZM213 123H212V124H213ZM217 123H218V121H217ZM12 124H13V123H12ZM37 124H38V123H37ZM46 124H48V123H46ZM75 124H76V123H75ZM87 124H88V123H87ZM114 124H115V123H114ZM180 124H181V123H180ZM182 124H183V123H182ZM212 124L210 123V125H212ZM229 124H230V123H229ZM231 124H232V123H231ZM3 125H5V123H3ZM9 125H10V124H9ZM13 125H14V124H13ZM13 125H11V127H13ZM15 125H19V124H15ZM24 125H25V124H24ZM27 125H28V123H27ZM29 125H28V127H29ZM38 125H39V124H38ZM70 125H72V124H70ZM97 125H98V124H97ZM171 125H172V123H171ZM198 125H199V124H198ZM210 125H209V126H210ZM234 125H235V124H234ZM1 126H2V125H1ZM7 126H8V125H6V127H4V126H3V127L7 129ZM25 126H26V125H25ZM48 126H49V124H48ZM54 126H55V125H54ZM66 126H67V125H66ZM80 126H81V125H80ZM88 126H89V125H88ZM120 126H121V125H120ZM167 126H168V124H167ZM172 126L174 127L175 125H172ZM177 126H179V125H177ZM177 126H176V127H177ZM185 126H187V125H185ZM189 126H190V125H189ZM191 126H192V125H191ZM209 126H206V127H209ZM219 126H221V123H220ZM224 126H225V124H224ZM257 126H258V125H257ZM28 127H27V129H28ZM43 127H45V126L43 125ZM43 127H42V129H41V127H40V129H39V130H41V132L43 131ZM51 127H52V125H51ZM64 127H65V126H64ZM73 127H74V126H73ZM92 127H93V126H92ZM113 127H115V126L113 125ZM113 127H112V128H113ZM180 127H181V126H180ZM200 127H201V126H199V128H200ZM211 127H212V126H211ZM215 127L217 128L218 126H215ZM8 128H10V127L8 126ZM18 128H19V126H18ZM18 128H17V130L19 131ZM32 128L35 129V125H34V127L31 126V129H32ZM36 128H38V127H36ZM47 128H48V127H47ZM68 128H70V127H68ZM78 128H79V126H78ZM78 128H77V129H78ZM82 128H84V127H82ZM169 128H170V127H169ZM192 128H193V126H192ZM192 128H191V130H192ZM204 128H205V127H204ZM216 128H215V129H216ZM247 128H248V127H247ZM0 129H1V128H0ZM23 129H24V127H23ZM25 129H26V127H25ZM34 129H33V131H34ZM44 129H45V128H44ZM55 129H56V128H55ZM62 129H63V128H62ZM73 129H74V128H73ZM93 129H94V128H93ZM95 129H96V128H95ZM120 129H121V128H120ZM126 129H127V128H126ZM193 129H194V128H193ZM195 129H196V128H195ZM211 129H212V128H211ZM227 129H228V128H227ZM229 129H230V128H229ZM229 129H228V130H229ZM11 130H12V129L10 128V133H9V132H8V133L11 134V136H12L14 133H11V132H14V130H13V131H11ZM17 130L15 131V134H16ZM29 130H30V128H29ZM37 130H38V129H37ZM85 130H86V129H85ZM88 130H89V129H88ZM88 130H87V132L90 133V131H88ZM91 130H92V128H91ZM107 130H108V129H107ZM176 130H178V127H177ZM189 130H190V129H189ZM201 130H202V128H201ZM203 130H204V129H203ZM221 130H222V129H221ZM7 131H9V129H8ZM24 131H25V130H24ZM24 131H23V132H24ZM45 131H46V129H45ZM58 131H60V129H59ZM62 131H63V130H62ZM119 131H120V130H119ZM125 131H126V130H125ZM181 131H182V130H181ZM183 131H185V129H184ZM215 131H216V130H215ZM4 132H5L6 135H9V134H7L6 131H4ZM4 132H3V133H4ZM34 132L37 133V131H34ZM53 132H54V130H53ZM56 132H57V131H56ZM91 132H92V131H91ZM94 132H95V131H94ZM109 132H110V131H109ZM109 132H108V133H109ZM199 132H200V131H199ZM211 132H214V131H211ZM217 132H218V131H217ZM17 133L19 134V132H17ZM25 133H28V132L25 131ZM29 133H30V132H29ZM31 133H33V132L31 131ZM35 133H34V134H35ZM39 133H40V132H39ZM39 133H38V134H39ZM43 133H44V132H43ZM46 133H47V131H46ZM50 133H51V132H50ZM57 133H59V132H57ZM70 133H71V132H70ZM15 134H14V135H15ZM18 134H17V135H18ZM23 134H24V133H23ZM23 134H21L20 137H22ZM40 134H41V133H40ZM55 134H56V133H55ZM60 134H61V133H60ZM91 134H92V133H91ZM100 134H101V135H104L103 132L100 133ZM106 134H107V133H106ZM106 134H105V135H106ZM196 134H197V133H196ZM207 134H208V133H207ZM1 135L4 136L3 134H1ZM1 135H0V137H1ZM6 135H5V136H6ZM14 135H13L12 137H16V136H14ZM35 135H36V134H35ZM42 135L45 137L44 134H42ZM42 135H40V136L42 137ZM47 135H49V134H47ZM57 135H58V134H57ZM68 135H69V134H68ZM107 135H108V134H107ZM165 135H166V134H165ZM181 135L184 136V134H181ZM209 135H210V134H209ZM5 136H4V137H5ZM166 136H167V135H166ZM166 136H165L164 138H166ZM183 136H182V137H183ZM188 136H189V135H188ZM229 136H230V135H229ZM12 137H10V138H12ZM20 137H19V138H20ZM36 137H37V135H36ZM48 137H49V136H48ZM48 137H46V138H48ZM53 137H54V136H53ZM53 137H51V139H52ZM56 137H57V136H56ZM65 137H66V136H65ZM79 137H80V136H79ZM79 137H78V139H80ZM82 137H83V136H82ZM109 137H110V136H109ZM135 137H136V136H135ZM139 137H140V136H139ZM139 137H138V138H139ZM182 137H180V138H182ZM186 137H187V136H186ZM194 137H195V135H194ZM5 138H6V137H5ZM10 138H8V137L6 138V139H8L7 143H8L9 141H10V143H11V140H12V139L9 140ZM19 138H18V139H19ZM37 138L39 139V137H37ZM59 138H61V137H59ZM59 138H57V139H59ZM138 138H137V139H138ZM171 138H172V137H171ZM175 138H177V137H175ZM175 138H174V139H175ZM184 138H185V136H184ZM200 138H201V137H200ZM0 139H1V138H0ZM15 139H16V138H15ZM18 139H17V140H18ZM42 139H43V138H42ZM42 139L40 138L39 140L43 141L44 139H43V140H42ZM51 139H48V140H51ZM65 139H66V138H65ZM65 139H64V141H65ZM67 139H68V138H67ZM69 139H70V138H69ZM69 139H68V140H69ZM82 139H83V138H82ZM135 139H136V138H135ZM137 139H136V140H137ZM140 139H141V137H140ZM161 139H162V138H161ZM168 139H169V138H168ZM172 139H173V138H172ZM172 139H171V140H172ZM174 139H173V140H174ZM177 139H178V138H177ZM177 139H175V140H177ZM187 139H188V137H187ZM13 140H14V139H13ZM13 140H12V141H13ZM19 140H20V139H19ZM21 140H23V137L21 138ZM46 140H47V139H46ZM48 140H47V145L49 144V143H48V142H49ZM55 140H56V138H55ZM55 140L53 139L52 142H54ZM60 140H62V139H60ZM70 140H71V139H70ZM70 140H69V141H70ZM76 140H77V138H76ZM94 140H95V139H94ZM179 140H180V139H179ZM201 140H202V138H201ZM1 141H6V140H4V138H3V140H1ZM1 141H0V142H1ZM23 141H25V140H23ZM36 141H38V140L36 139ZM41 141H40V142H41ZM62 141H63V140H62ZM71 141H72V140H71ZM71 141H70L69 143H71ZM74 141H75V139L73 140V142H74ZM78 141H79V140H78ZM109 141H110V139H109ZM166 141H167V140H166ZM177 141H178V140H177ZM180 141H181V140H180ZM183 141H184V139H183ZM186 141H187V140H186ZM198 141H199V139H198ZM238 141H239V140H238ZM252 141H253V139H252ZM259 141H260V140H259ZM15 142H16V140H15ZM34 142H35V141H34ZM55 142H56V141H55ZM75 142H76V141H75ZM163 142H164V141H163ZM175 142H176V141H175ZM175 142H174V143H175ZM263 142H264V141H263ZM263 142L260 141V144L263 143ZM4 143H5V142H3V144H4ZM7 143H6V144H7ZM10 143H9V144H10ZM20 143H22V142H20ZM26 143H27V141L24 142L23 145H24V144L26 145ZM35 143H36L35 145L39 144V143H37V142H35ZM158 143H159V142H158ZM158 143H157V144H158ZM176 143H177V142H176ZM249 143H250V142H249ZM257 143H258V146H259V142H257ZM9 144H8V145H9ZM44 144H45V140H44ZM44 144H43V145H44ZM52 144H53V145H57V144H54V143H52ZM52 144H51V146H52ZM76 144H77V143H76ZM113 144H114V143H113ZM155 144H156V143H155ZM164 144H166V143H164ZM177 144H178V143H177ZM205 144H206V143H205ZM244 144L246 145V143H244ZM252 144H253V142H252ZM1 145H2V143H1ZM16 145H17V144H16ZM16 145H15V146H16ZM33 145H34V144H33ZM33 145H32V146H33ZM47 145L45 144V145H44V148H45V146H47ZM74 145H75V144H74ZM74 145L72 144L71 146H74ZM90 145H91V144H90ZM136 145L139 146V143H136ZM136 145H133V146H136ZM152 145H153V144H152ZM237 145H238V144H237ZM239 145H240V144H239ZM249 145H250V144H249ZM254 145H257V144H254ZM254 145H253V146H254ZM262 145H263V144H262ZM262 145H261V146H262ZM4 146H5V145H4ZM32 146H31V147H32ZM37 146H38V145H37ZM41 146H42V144H41ZM68 146H69V144H68ZM77 146L80 147L79 145H77ZM114 146H115V145H114ZM133 146H131V147H133ZM137 146H136V147H137ZM159 146H160V145H159ZM161 146H162V145H161ZM213 146H214V145H213ZM233 146H234V145H233ZM5 147H6V146H5ZM9 147H11V146H8V148L6 147V149L9 150ZM12 147H13V146H12ZM25 147H26V146H25ZM31 147L29 146V148H31ZM35 147H36V146H35ZM49 147H50V145H49ZM53 147H55V146H53ZM53 147H52V150H53ZM78 147H77V150L75 149L76 151L83 153L84 156H87V158H89V159H90V158H91V159L94 158V157H93V158L90 157L89 155H86V153H84V152H86L85 150H84V151H82V150H78ZM115 147H116V146H115ZM136 147H135V148H136ZM201 147H202V146H201ZM235 147H236V146H235ZM241 147H242V146H241ZM254 147H255V146H254ZM0 148H1V147H0ZM15 148H16V147H15ZM46 148H47V147H46ZM71 148H73V147H70V149H69V148H68V149L71 150ZM75 148H76V146H75ZM83 148H84V147H83ZM117 148H118V147H117ZM140 148H141V146H140ZM197 148H198V147H197ZM218 148H220V147H218ZM221 148H224V147L222 146ZM228 148H229V147H228ZM236 148H237V147H236ZM248 148H249V147H248ZM257 148H258V147H257ZM35 149H36V148H35ZM63 149H67V148H66V144H65V146L63 147ZM84 149H85V148H84ZM112 149L114 150V147H113ZM185 149H186V148H185ZM225 149H226L225 151L227 152L228 149H227V148H225ZM250 149L252 150V148H250ZM253 149H254V148H253ZM255 149H256V148H255ZM22 150H23V149H22ZM27 150H28V148H27ZM47 150H48V149H47ZM75 150H74V153L77 154L78 152H75ZM141 150H142V148H141ZM145 150H146V152H144L143 150H142V152H144V153L147 154V151H148L149 149H146V148H145ZM151 150H152V148H151L150 151H148V152L151 153V152H152ZM197 150H199V149H197ZM219 150H220V149H219ZM258 150H259V149H258ZM2 151H3V150H2ZM4 151H6V150H4ZM4 151H3V152H4ZM41 151H44V150H41ZM104 151H107V149L104 150ZM117 151H118V150H117ZM121 151H122V150H121ZM137 151H139V153H141V151H140L139 149H137ZM187 151H188V150H187ZM204 151H205V150H204ZM221 151H223V150H221ZM232 151H234V149H233ZM247 151L250 152L249 149H247ZM247 151L245 150L244 152L247 153ZM3 152H1V154H2ZM11 152H12V151H11ZM16 152H18V151H16ZM20 152H21V151H20ZM44 152H45V151H44ZM54 152H55V149H54ZM70 152H71V151H70ZM135 152H136V150H135ZM165 152H166V151H165ZM195 152H197V154H199L198 151H195ZM211 152H212V151H211ZM211 152H209V155H210V156L213 155V153L210 154ZM226 152H225V153H226ZM228 152H229V150H228ZM230 152H231V151H230ZM258 152H259V151H258ZM22 153H23V151H22ZM72 153H73V151H72ZM72 153H71V154H72ZM87 153H88V152H87ZM102 153H103V154H102V156H103V155H104V152L102 151ZM111 153L113 154V151H112ZM111 153H109V151H108V153L106 152V155L109 154V155L111 156ZM118 153H119V152H118ZM126 153H127V152H126ZM144 153H143V154H144ZM150 153H148V154H150ZM159 153H160V152H159ZM163 153H164V152H163ZM163 153L159 154V156L162 155ZM172 153H173V152H172ZM174 153H175V152H174ZM177 153L179 154V152H177ZM192 153L194 154V150H193ZM218 153H219V152H218ZM232 153H233V152H232ZM253 153H254V152H253ZM253 153H252V154H253ZM255 153H256V151H255ZM1 154H0V155H1ZM50 154H51V153H50ZM52 154H53V153H52ZM83 154H80V155L83 156ZM119 154H120V153H119ZM128 154H129V152H128ZM130 154H131V153H130ZM146 154H144V155H146ZM148 154H147V155H148ZM197 154H196V155H197ZM72 155H73V154H72ZM78 155H79V153H78ZM121 155H122V154H121ZM147 155H146V156H147ZM167 155H168V154H167ZM227 155H230V154L228 153ZM227 155H226V157H227ZM253 155H254V154H253ZM257 155H258V154H257ZM37 156H38V155H37ZM46 156H48V154H47ZM49 156H53V155H49ZM49 156H48V158H49ZM81 156H80V157H81ZM110 156L107 155L108 159H109ZM112 156H113V155H112ZM117 156H118V155H117ZM119 156H120V155H119ZM131 156H133V155H131ZM152 156H153V154H152ZM152 156L150 155V157H152ZM162 156H163V155H162ZM168 156H170V155H168ZM213 156L216 157V156H217V153H216V155L214 154ZM243 156H244V155H243ZM254 156H255V155H254ZM24 157H27V155L24 156ZM120 157H121V156H120ZM124 157H125V156H124ZM142 157H143V156H142ZM148 157H149V155H148ZM174 157H175V156H174ZM187 157H189V155H188ZM187 157H185V158L187 159ZM230 157H231V155H230ZM230 157H228V158L230 159ZM241 157H242V156H241ZM246 157L248 158L249 156H246ZM250 157H251V155H250ZM259 157H260V156H259ZM263 157H264V156H263ZM0 158H1V157H0ZM5 158H6V157H5ZM81 158H83V157H81ZM136 158H138V157H136ZM176 158H177V157H176ZM179 158H180V157H179ZM195 158H197V157L195 156ZM208 158H209V157H208ZM212 158L214 159V157L211 156V159H212ZM218 158L220 159L221 157L218 156ZM228 158H227V160H226V159H225V160L223 159V160H224V161H228ZM244 158H245V157H244ZM252 158H254V157H252ZM2 159H3V157H2ZM2 159H1V160H2ZM36 159H37V158H36ZM43 159H44V158H43ZM98 159H99V158H98ZM132 159H133V158H132ZM146 159H147V158H146ZM163 159H164V158H163ZM167 159H168V158H167ZM169 159H171V161L173 160V161H175V162L178 160V159H176V160H175V159H172V157L169 158ZM169 159H168V162H169ZM181 159H182V158H181ZM183 159H184V158H183ZM197 159H198V158H197ZM197 159H196V160H197ZM206 159H207V158H206ZM213 159H212V160H213ZM219 159H217V157H216V159H214V160H215V161H216V160L219 161ZM221 159H222V158H221ZM221 159H220V160H221ZM236 159H237V158H236ZM236 159H233V161H235ZM255 159H256V158H255ZM255 159H254V160H255ZM257 159H258V156H257ZM12 160H13V159H12ZM12 160H11V161H12ZM34 160H35V157H34L33 161H34ZM37 160H38V159H37ZM39 160H41V159L39 158ZM80 160H82V159H80ZM93 160H97V159H93ZM112 160H113V159H112ZM153 160H156V159L153 158ZM161 160H162V159H161ZM161 160L159 159L160 162H161ZM164 160H165V159H164ZM214 160H213V161H214ZM223 160H222V161H223ZM245 160H246V159H245ZM258 160H259V159H258ZM262 160H263V159H262ZM31 161H32V160H31ZM51 161H52V159H51ZM51 161H50V162H51ZM87 161H88V160H87ZM102 161H104V160H101V162H102ZM109 161H110V160H109ZM131 161H132V160H131ZM134 161H135V159H134ZM136 161H137V160H136ZM159 161H158L157 164H159ZM182 161L185 163V165H186V163L188 164V165H187V168H189L190 165H191V166H192V165H195V164H191V162H190V164H189V161L186 162L185 160H181V162H182ZM190 161H191V160H190ZM205 161L207 162V164H209V162H210V164H212L211 161H209V162H208V160H205ZM205 161H204V163H206ZM238 161H239V158H238ZM255 161H256V160H255ZM26 162H27V161H26ZM37 162H38V161H36L35 164H36ZM48 162H49V160H48ZM117 162H119V161H117ZM121 162H123V161L121 160ZM125 162H126V161H125ZM125 162L123 163L124 165H125ZM129 162H130V160L128 161V163H129ZM175 162H174V164L176 165L177 163H175ZM177 162H178V161H177ZM183 162H182L181 164H183ZM192 162L195 163V161H192ZM199 162H200V161H199ZM219 162H221V161H219ZM228 162H229V161H228ZM231 162H232V161H230V166L233 167V166L231 165ZM247 162H248V159H247ZM29 163H30V162H29ZM29 163H28V166H29ZM32 163H33V162H32ZM45 163H47V161H46ZM80 163H81V162H80ZM80 163H79V164H80ZM88 163H89V161H88ZM94 163H96V162H94ZM99 163H100V162H99ZM102 163H103V162H102ZM102 163H101V164H102ZM105 163H108V161L105 162ZM112 163H114V162H112ZM128 163H127V164H128ZM138 163H139V162H138ZM138 163L136 164V167L139 165ZM140 163H142V161H141ZM162 163H163V162H161V164H160L161 166H162ZM172 163H173V162H172ZM172 163H171V166H172ZM179 163H180V162H179ZM213 163H214V162H213ZM233 163H234V162H233ZM239 163H240V161H239ZM242 163H244V162H242ZM251 163H252V162H251ZM251 163H250V164H251ZM37 164H38V163H37ZM42 164H44V162H42L41 165H42ZM85 164H86V163H85ZM85 164H84V165H85ZM130 164H132V162H131ZM142 164H143V163H142ZM163 164H164V163H163ZM169 164H170V162H169ZM169 164L166 162V166H165V165H164V166L167 167ZM196 164H198V163H196ZM199 164H200V163H199ZM202 164H203V163H202ZM214 164H215V163H214ZM39 165H40V163L37 165V168H38ZM52 165H53V164H52ZM106 165H107V164H106ZM108 165H110V164H108ZM108 165H107V166H108ZM114 165H116V164H114ZM117 165H118V164H117ZM124 165H123V166H124ZM143 165H144V164H143ZM175 165H174V166H175ZM178 165H179V164H177L176 166H178ZM185 165H184V166H185ZM219 165H220V164H219ZM221 165H223V164H221ZM234 165H235V164H234ZM238 165H239V164H238ZM35 166H36V165H35ZM35 166H34V164H33V167H34V168H35ZM53 166H54V165H53ZM53 166H52V167H53ZM85 166H86V165H85ZM107 166H106V168H107ZM110 166L113 168L112 165H110ZM110 166H109V167H110ZM120 166H121V164H120ZM128 166L130 167L131 165H128ZM134 166H135V164H134ZM134 166H132L133 168L131 169V171H133ZM145 166H146L147 168H148V166L150 167L149 164H148V165L145 164ZM164 166H163L162 168H159V169H160V170L163 169ZM176 166L173 167V169L176 168ZM179 166H182V165H179ZM196 166H197V165H195V166H193V167L195 168ZM212 166H214V168H215V166L217 167V165H213V164H212L211 166L208 165V167H212ZM225 166H227V165H225ZM244 166H245V165H244ZM0 167L3 168V166H0ZM22 167H24V166H22ZM90 167H91V166H90ZM125 167H126V166H125ZM129 167H128V169H129ZM136 167H135V168H136ZM142 167H143V166H142ZM154 167H155V166H154ZM154 167H153L152 169H155L157 166H156L155 168H154ZM199 167H200V166H199ZM202 167H203V166H202ZM204 167H206V166H204ZM208 167H206V168H208ZM238 167H239V166H238ZM242 167H243V165H242ZM246 167H247V166H246ZM257 167H258V166H257ZM2 168H1V169H2ZM4 168H5V167H4ZM37 168H36V169H37ZM44 168H46V167H45V166L43 167V170H42L43 172H44V170H45ZM50 168H51V167H50ZM102 168L104 169L105 167H102ZM112 168H111V169H112ZM120 168H121V167H120ZM143 168H144V167H143ZM147 168H146V169H147ZM169 168L172 170V167H170V165H169ZM169 168H167V170H166V168H164L166 171H164V169H163V170H161V172L164 171V172L166 173L168 170H170ZM177 168H178V167H177ZM177 168H176V169H177ZM196 168H197V167H196ZM200 168H201V167H200ZM214 168H213V169H214ZM219 168H221V166H220ZM219 168H217V169H218V170H222V169H219ZM227 168H228V166H227ZM233 168H234V167H233ZM6 169H7V168H6ZM6 169H5V171L8 170V169H7V170H6ZM52 169H53V168H52ZM52 169H51V171H52ZM60 169H61V168H60ZM97 169H98V168H97ZM103 169H101V170H103ZM114 169H115V168H114ZM114 169H113V170H114ZM116 169H118V171H119V168H118V167H116ZM116 169H115V170H116ZM123 169H124V168L122 167L121 171H124ZM137 169L141 170L140 167H138ZM150 169H151V167H150ZM150 169L148 168V170H150ZM178 169H179V168H178ZM202 169H203V168H202ZM204 169H205V168H204ZM235 169H236V168H235ZM240 169H241V168H240ZM244 169H245V168H244ZM246 169H247V168H246ZM252 169H253V167H252ZM252 169H251V170H252ZM254 169H255V168H254ZM262 169H264V168H262ZM262 169H261V170H262ZM30 170H31V169H30ZM30 170H28V171H30ZM53 170H54V169H53ZM56 170H57V168H56ZM56 170H55V171H56ZM64 170H65V169H64ZM109 170H110V168H109ZM113 170H111V171H113ZM184 170H185V169H184ZM214 170H215V169H214ZM214 170H213V171H214ZM227 170H228V169H227ZM251 170H250V171H251ZM1 171H4V169L1 170ZM59 171H60V170H59ZM67 171H68V170H67ZM78 171H80V170H78ZM92 171H93V170L91 169V172H92ZM106 171H107V169H106ZM111 171H110V172H111ZM116 171H117V170H116ZM126 171L128 172V170H126ZM155 171H156V169H155ZM174 171H175V170H174ZM178 171H179V170H178ZM181 171L183 172V169H182ZM215 171H216V170H215ZM232 171H233V170H232ZM234 171H235V170H234ZM234 171H233V172H234ZM237 171H238V168H237ZM240 171H241V170H240ZM256 171H257V170H256ZM262 171H263V170H262ZM30 172H31V173H35V171L32 172V170H31ZM43 172H42V174L44 175ZM56 172H57V171H56ZM68 172H69V171H68ZM93 172H94V171H93ZM97 172H98V170H97ZM175 172H177V171H175ZM175 172H174V175H175ZM179 172H180V171H179ZM202 172H203V171H202ZM216 172H218V171H216ZM230 172H231V169H230ZM230 172H229V170H228V173H229L230 176H231V173H230ZM260 172H261V171H260ZM6 173L9 174L8 171H7ZM20 173H21V172H20ZM22 173H24V171H23ZM53 173H54V172H53ZM71 173H72V172H71ZM95 173H96V172H95ZM103 173H104V171L102 172V174H103ZM118 173H120V172H117V174H118ZM122 173H123V172H121V174H120L121 176H119V174H118L119 177H118V176L116 177V178H119V181L122 180V179L120 180V178L122 177ZM124 173H125V172H124ZM124 173H123V176L125 177L126 175H124ZM153 173H154V172H153ZM157 173H159L158 169H157ZM204 173H205V172H204ZM208 173H209V172H208ZM3 174H4V173H3ZM51 174H52V173H51ZM61 174H62V173H61ZM61 174H60V175H61ZM83 174H84V173H83ZM83 174H81V176H79V177L82 178ZM88 174H90V173H88ZM91 174H92V173H91ZM97 174H98V173H97ZM102 174H101V175H102ZM110 174H111V173H110ZM110 174H109V175H110ZM167 174H168V173H167ZM186 174H187V173H186ZM238 174H242V173H238ZM263 174H264V173H263ZM30 175H31V174H30ZM40 175H41V174H40ZM43 175H42V176H43ZM63 175H64V174H63ZM76 175H77V173H76ZM128 175H129V174H128ZM170 175H171V174H170ZM195 175H196V174H195ZM206 175H207V174H206ZM212 175H213V174H212ZM214 175H215V174H214ZM217 175H219V174H217ZM220 175H221V172H220ZM247 175H248V174H247ZM249 175H251V174H249ZM249 175L247 176V180L249 179L248 177H250ZM10 176H12V175H10ZM21 176H22V174H21ZM49 176H51V175H49ZM58 176H59V175H58ZM66 176H67V175H66ZM86 176H89V175L86 174L85 177L82 178V179L87 180V179H85ZM99 176H100V175H99ZM103 176H104V175H103ZM171 176H172V175H171ZM185 176H186V175H185ZM204 176H205V175H204ZM209 176H210V175H209ZM252 176H253V175H252ZM39 177H40V176H39ZM68 177H69V174H68ZM124 177H123V179H124ZM126 177H127V176H126ZM213 177H214V176H213ZM215 177H216V176H215ZM225 177H226V175H225ZM233 177H234V176H231L230 178H233ZM245 177H246V175H245ZM245 177L242 178V179L240 178V180L237 178L236 181L238 182V180H239V181H241V180H245ZM3 178H4V177H3ZM31 178L34 179L35 177H34V178L31 177ZM37 178H38V177L36 176L35 179H37ZM49 178H50V177H49ZM51 178H52V177H51ZM51 178H50V179H51ZM77 178H78V177H77ZM91 178H92V176H91ZM127 178L130 179V176L127 177ZM178 178H179V176H178ZM189 178H190V177H189ZM194 178H196V177H194ZM230 178H229V179H230ZM20 179H22V177H20ZM35 179H34V180H35ZM44 179L47 180L45 177H44ZM61 179H62V178H61ZM61 179H60V180H61ZM66 179H67V178H66ZM75 179H76V178H75ZM82 179H81V180H82ZM99 179H100V177H99ZM125 179H126V178H125ZM170 179H171V178H170ZM182 179H184V178L182 177ZM214 179H216V178H214ZM235 179H236V176H235ZM1 180H2V179H1ZM15 180H16V178H15ZM26 180H27V179H26ZM40 180H41V179H40ZM45 180H42L40 183H42V185H43V181H45ZM53 180H54V179H53ZM88 180H89V178H88ZM90 180H91V179H90ZM126 180H127V179H126ZM126 180H125V181H126ZM178 180H179V179H178ZM199 180H200V179H199ZM199 180H198V181H199ZM201 180H202V179H201ZM201 180H200V181H201ZM221 180H222V179H221ZM232 180H233V179H232ZM254 180H255V179H254ZM256 180H257V179H256ZM12 181H13V180H12ZM19 181H20V180H19ZM21 181H22V180H21ZM28 181H29V180H28ZM28 181H26V182H28ZM51 181H52V180H51ZM69 181H70V180H69ZM74 181H75V180H74ZM112 181H114V180H112ZM159 181H160V180H159ZM191 181H192V179L190 180V182H191ZM193 181H195V180H193ZM224 181H225V180H224ZM248 181H253V179H252V180H248ZM7 182H8V181H7ZM7 182H5V184H6ZM10 182H11V179H10ZM32 182H33V181H32ZM45 182H47V181H45ZM53 182H54V181H53ZM55 182H56V181H55ZM57 182H58V181H57ZM61 182H62V181H61ZM66 182H67V181H66ZM66 182H65V183H66ZM70 182H71V181H70ZM85 182H86V181H85ZM121 182L123 183V181H121ZM182 182H183V180H182ZM212 182H213V181H212ZM214 182H215V181H214ZM230 182H231V180H230ZM230 182H229V183H230ZM242 182H244V181H241V183H242ZM259 182H260V181H259ZM16 183H18V181H17ZM21 183H23V181H22ZM21 183H20V184H21ZM30 183H31V182H30ZM33 183H34V182H33ZM38 183H39V182H38ZM40 183H39V184H40ZM71 183H72V182H71ZM76 183H77V182H76ZM81 183H82V182H81ZM81 183H80V185H84V184H81ZM83 183H84V182H83ZM146 183H147V182H146ZM172 183H173V182H172ZM176 183H177V185H179L178 182H176ZM184 183H185V182H184ZM186 183H187V182H186ZM192 183H193V182H192ZM192 183H191V185H192ZM196 183H197V182H196ZM215 183H218V182L216 181ZM215 183H214V184H215ZM219 183H220V184L222 183V185H223V181H220ZM225 183H226V182H225ZM229 183L227 182V185H226V186H228ZM235 183H236V182H234V184H235ZM239 183H240V182H239ZM245 183H246V182H245ZM247 183H248V182H247ZM247 183H246V185H247ZM253 183H254V181H253ZM1 184H3V183L1 182ZM13 184H14V181H13ZM25 184H26V183H25ZM28 184H29V183H28ZM57 184H58V183H57ZM77 184H79V183H77ZM117 184H118V183H117ZM119 184H120V183H119ZM148 184H149V181H148ZM155 184H157V182H156ZM181 184H182V183L180 182V185H179L180 189H182L181 186H182V187L186 186V185H184V184H182V185H181ZM188 184H189V181H188ZM214 184H213V187H215V185H216V184H215V185H214ZM220 184H219V186H220ZM230 184H231V183H230ZM249 184H250V183H248V185H249ZM260 184H261V182H260ZM260 184L258 183V185H260ZM11 185H12V184H11ZM18 185H19V184H18ZM33 185H34V184H33ZM35 185H36V184H35ZM40 185H41V184H40ZM52 185H53V183H52ZM65 185L68 186V184H65ZM71 185H72V184H71ZM80 185H78V186H80ZM85 185L88 186L87 183H86ZM112 185H113V184H112ZM128 185H130V184H128ZM191 185H190V186H191ZM238 185H239V184H238ZM248 185H247V186H248ZM251 185L254 186L255 184L253 185V184L251 183ZM261 185H263V183H262ZM5 186H6V185H5ZM16 186H17V185H16ZM22 186H23V185H22ZM47 186H48V185H47ZM56 186H58V185H56ZM59 186H60V184H59ZM69 186H70V185H69ZM75 186H76V185H75ZM104 186H105V185H104ZM115 186H116V185H115ZM120 186H121V185H120ZM124 186H125V185H124ZM139 186H140V185H139ZM139 186H137V187H139ZM143 186H144V185H143ZM157 186H158V184H157ZM173 186H176V185H173ZM223 186H224V185H223ZM230 186H231V185H230ZM255 186H256V185H255ZM255 186H254V187H255ZM8 187H9V186H8ZM25 187H26V186H25ZM40 187H41V186H40ZM42 187H43V186H42ZM44 187H45V186H44ZM76 187H77V186H76ZM80 187L83 188V186H80ZM121 187H123V184H122ZM137 187H136V189H138ZM146 187H147V185H146ZM232 187L234 188V186H232ZM260 187H261V186H260ZM14 188H15V187H14ZM21 188H23V187H21ZM36 188H37V186H36ZM38 188H39V187H38ZM48 188H49V187H48ZM51 188H52V187H51ZM53 188H55L54 190H56L57 187H53ZM88 188H89V187H88ZM90 188H91V187H90ZM90 188H89V189H90ZM102 188H103V187H102ZM102 188H101V189H102ZM111 188H112V187H111ZM115 188H116V187H115ZM123 188H124V187H123ZM127 188H128V187H127ZM184 188H186V187H184ZM188 188H189V187H188ZM198 188L200 189V187H198ZM202 188H203V186H202ZM206 188H207V187H206ZM227 188H228V187H227ZM230 188H231V187H230ZM230 188H228V189H229V192H230V190H231V192H232V189H230ZM256 188H257V186H256ZM261 188H263V187H261ZM261 188H260V189H261ZM9 189H10V188H9ZM33 189H34V188H33ZM85 189H86V188H85ZM105 189H106V187H105ZM105 189H104V193H105ZM124 189H125V188H124ZM129 189H130V188H129ZM136 189H135V190H136ZM180 189H178V190H180ZM237 189H238V188H237ZM249 189H251V188H248V191H249ZM260 189H259V190H260ZM0 190H1V189H0ZM11 190H13V188H12ZM11 190H10V191H11ZM21 190H22V189H21ZM36 190H37V189H36ZM36 190H35V192H36ZM44 190H45V188H44ZM47 190H48V189H47ZM62 190H63V189H62ZM70 190H72V188L69 189L68 192H70ZM79 190H81V189H79ZM87 190H88V189H87ZM91 190H92V189H90L89 191H91ZM108 190H109V189H107V191H108ZM116 190H117V189H116ZM159 190H161V188H159ZM170 190H171V188H170ZM175 190H176V189H175ZM196 190H197V188H196ZM205 190H206V189H205ZM235 190H236V189H235ZM10 191H9V192H10ZM17 191H18V190H17ZM23 191H25V190L23 189ZM23 191H22V193H23ZM26 191H27V190H26ZM50 191H51V190H50ZM59 191H61V190H59ZM72 191H74V190H72ZM76 191H77V190H76ZM85 191H86V190H85ZM85 191H84V192H85ZM93 191H94V190H93ZM99 191H100V190H99ZM107 191H106V192H107ZM112 191H113V189L111 190V192H112ZM147 191H148V190H147ZM151 191H152V190H151ZM151 191H150V192H151ZM155 191H156V192H159V191H157V190H155ZM155 191L153 190L152 192L154 193ZM173 191H174V190H173ZM173 191H172V192H173ZM192 191H193V190H192ZM219 191H220V190H219ZM224 191H225V190H224ZM233 191H234V190H233ZM238 191H240V190H238ZM238 191H237V192H238ZM18 192H19V191H18ZM20 192H21V191H20ZM20 192H19V193H20ZM28 192L30 193V191H28ZM32 192H33V191H32ZM42 192H43V190H42ZM42 192H41V193H42ZM51 192H52V191H51ZM53 192H54V191H53ZM56 192H57V191H56ZM56 192H54V194H55ZM81 192H82V191H81ZM94 192H95V191H94ZM109 192H110V191H109ZM111 192H110V194H111ZM113 192H114V191H113ZM113 192H112V193H113ZM121 192H123V191H121ZM124 192H125V191H124ZM136 192H137V191H136ZM156 192H155V193H156ZM168 192H169V191H168ZM182 192H183V191H182ZM186 192H190V189H189V191H186ZM194 192H195V191H194ZM222 192H223V191H222ZM226 192H227V191H226ZM243 192H244V191H243ZM258 192H260V191H258ZM258 192H257V193H258ZM263 192H264V191H263ZM3 193H4V192H3ZM61 193H63V192H61ZM70 193H71V192H70ZM89 193H91V192H89ZM99 193H100V192L97 193V196H95L94 199H96V197H98V196L101 194V193H100V194H99ZM102 193H103V192H102ZM115 193H116V192H114L113 194H115ZM125 193H126V195H127V191H126ZM165 193H166V192H165ZM165 193L162 194V192H161L160 195L162 196V195H164ZM200 193H201V192H200ZM200 193H199V194H200ZM224 193H225V192H224ZM232 193H233V192H232ZM234 193H235V191H234ZM234 193H233V195H234ZM257 193H256V194H257ZM30 194H32V193H30ZM30 194H29V195H30ZM37 194H38V191H37ZM50 194H51V193H50ZM50 194H49V195H50ZM77 194H79V193H77ZM80 194H81V193H80ZM86 194H88V193H86ZM94 194L96 195V192H95ZM98 194H99V195H98ZM107 194H108V192H107ZM110 194H109V195H110ZM119 194H120V193H119ZM123 194H124V193H123ZM133 194H134V193H133ZM151 194H152V193H151ZM166 194H167V193H166ZM185 194H187V193H185ZM190 194H191V192H190ZM220 194H221V193H220ZM230 194H231V193H230ZM240 194H241V193H240ZM256 194H253V196H256ZM259 194H260V193H259ZM259 194H258V195H259ZM261 194H262V193H261ZM261 194H260V195H261ZM7 195H8V194H7ZM20 195H21V194H20ZM23 195H24V194H23ZM34 195H35V193H34ZM49 195H48V196H49ZM51 195H53V193H52ZM55 195H56V194H55ZM63 195H64V193H63ZM72 195H74V193H73ZM84 195H85V194H84ZM92 195H93V193H92ZM126 195H125V196H126ZM141 195H142V194H141ZM146 195L148 196V195H150V193H149V194L146 193ZM146 195H145V196L143 195V197H146ZM188 195H189V194H188ZM215 195H216V194H215ZM222 195H223V194H222ZM226 195H228V194H226ZM251 195H252V194H251ZM258 195H257V196H258ZM260 195H259V196H260ZM1 196H2V195H1ZM8 196H9V195H8ZM14 196H15V195H14ZM24 196H25V195H24ZM37 196H39V195H37ZM56 196H57V195H56ZM56 196H53V198L50 196V198H52V199H51L52 201H51V200H50V201H51V202L55 201ZM80 196H81V195H80ZM86 196H87V195H86ZM88 196H90V198L88 197L89 199L92 198L91 200H93V197H94V196H93V197H92L91 195H88ZM107 196H108V195H107ZM116 196H117V195H116ZM116 196H115V198H114L115 200H114V201H111V202L114 203V202L116 201V199H117ZM122 196H123V195H121V197H122ZM131 196H132V195H131ZM133 196H134V195H133ZM133 196H132V198L134 199ZM154 196H155V195H154ZM166 196H168V195H166ZM180 196H181V195H180ZM201 196H202V195H201ZM231 196H232V195H231ZM263 196H264V194H263ZM5 197H6V196H5ZM25 197H26V196H25ZM28 197H29V196H28ZM34 197H35V196H33V198H34ZM60 197H61V194H60ZM72 197H73V196H72ZM75 197H76V196H75ZM77 197H78V196H77ZM102 197L104 198V195H102ZM111 197H112V195H111ZM137 197H138V196H137ZM137 197H136V198H137ZM158 197H160V196H158ZM158 197H157V198H158ZM163 197H164V196H163ZM176 197H177V196H176ZM176 197H175V199H176ZM199 197H200V196H199ZM215 197H216V196H215ZM250 197H252V196H250ZM250 197H249V199H251ZM260 197H261V196H260ZM2 198H3V197H2ZM2 198H1V199H2ZM33 198H31V199H33ZM61 198H62V197H61ZM65 198H67V197L65 196ZM112 198H113V197H112ZM132 198H130V199L133 200ZM139 198H140V195H139ZM153 198H154V197H152L151 199H153ZM180 198H181V197H180ZM183 198H184V196H183ZM186 198H188V197H186ZM1 199H0V203L2 202ZM9 199H11V196H10ZM9 199L7 198V201H8ZM15 199H16V198H15ZM20 199H21V198H20ZM28 199H29V198H28ZM31 199H30V200H31ZM46 199H47V198H46ZM67 199H68V198H67ZM69 199H70V197H69ZM72 199H74V198H72ZM78 199H79V198H78ZM84 199H85V198H84ZM104 199H106V198H104ZM109 199H110V196H109V198H108V200H107L108 203H109ZM130 199H129V201H131ZM137 199H138V198H137ZM145 199H147V198H145ZM158 199H159V198H158ZM161 199H162V198H161ZM168 199H169V198H168ZM188 199H189V198H188ZM261 199H262V198H261ZM4 200H6V199H4ZM47 200H48V199H47ZM63 200H64V199H63ZM82 200H83V199H82ZM97 200H98V199H97ZM97 200H94V201H97ZM100 200H101V199H100ZM118 200H119V198H118ZM121 200H122V199H121ZM123 200H125V199H123ZM140 200H142V199H140ZM140 200H139V201H140ZM164 200H165V199H164ZM178 200H179V199H178ZM198 200H199V199H198ZM222 200H224V198H223ZM222 200H221V202H222ZM227 200H228V196H227L226 201H227ZM229 200H230V199H229ZM242 200H244V198H243ZM9 201H11V200H9ZM14 201H15V200H14ZM32 201H33V200H32ZM34 201L36 202L35 198H34ZM37 201H38V200H37ZM39 201H40V200H39ZM56 201H57V199H56ZM58 201H60L59 204L62 203V202H61L62 199H61V200H58ZM85 201H86V199H85ZM85 201H84V202H85ZM159 201H162V200H159ZM168 201H170V200H168ZM174 201H175V200H174ZM184 201H185V200H184ZM189 201H190V200H189ZM208 201H209V200H208ZM224 201H225V200H224ZM244 201H246V200H244ZM18 202H20L19 199H18L15 203H18ZM23 202H24V201H23ZM23 202H22V203H23ZM25 202H27V201H25ZM43 202H45V200H43ZM48 202H49V201H48ZM63 202H65V201H63ZM66 202H67V201H66ZM72 202H73V201H72ZM72 202H71V203H72ZM79 202H80V201H79ZM84 202H83V203H84ZM87 202H88V200H87ZM89 202H90V201H89ZM91 202H92V201H91ZM135 202H136V199H135ZM137 202H138V201H137ZM150 202H151V201H150ZM195 202H196V201H195ZM198 202H199V201H198ZM198 202H197V203H198ZM217 202H218V201H217ZM219 202H220V201H219ZM230 202H231V201H230ZM256 202H257V201H256ZM6 203L8 204V202H6ZM22 203H21V205H22ZM28 203H29V202H28ZM33 203H34V202H33ZM55 203H56V206H57V203H58V202H55ZM71 203H69V205H68V203H67V205L70 206ZM73 203H74V202H73ZM75 203L77 204L78 202H75ZM97 203H98V201H97ZM99 203H100V201H99ZM101 203H102V202H101ZM117 203H118V202H117ZM144 203H145V202H144ZM163 203H164V202H163ZM189 203L192 204L191 201H190ZM189 203L186 202V204H188V207H186V208L190 209V208L194 207V206H192V205L189 204ZM228 203H229V202H228ZM228 203H227V204H228ZM235 203H236V202H235ZM235 203H234V204H235ZM242 203H243V202H242ZM23 204H24V203H23ZM29 204H30V203H29ZM29 204H28V205H29ZM36 204L38 205V203H36ZM36 204L34 203V206H35ZM44 204H45V203H44ZM59 204H58V206H59ZM62 204H64V203H62ZM78 204H80V203H78ZM84 204L86 205V203H84ZM91 204H92V203H91ZM111 204H112V203H111ZM127 204H129V203H127ZM136 204H137V203H136ZM149 204H150V203H149ZM157 204H158V203H157ZM157 204H155V205H156V208L158 207ZM159 204H160V202H159ZM193 204L195 205V207H196V205H198V204H195L194 202H193ZM219 204H220V203H219ZM223 204H224V203H223ZM225 204H226V203H225ZM227 204H226V208H227ZM14 205L16 206L17 204H14ZM14 205H12V207H13ZM32 205H33V204H32ZM42 205H43V203L40 204V208H41L40 210H41V212H42V207H41ZM45 205H47V202H46ZM65 205H66V204H65ZM73 205H74V204H73ZM80 205L82 206V203H81ZM114 205H115V203H114ZM114 205H113V206H114ZM120 205H121V204H120ZM138 205H141V204L139 203ZM152 205H153V204H152ZM152 205H150V206H152ZM180 205H181V204H180ZM201 205L203 206V201H202ZM205 205H206V204H205ZM208 205H209V204H208ZM214 205H215V206H214ZM214 205H213V208H216L217 206H216L215 203H214ZM230 205H231V204H230ZM236 205H237V204H236ZM263 205H264V203H263ZM3 206H4V205H3ZM5 206H6V204H5ZM25 206H26V205H25ZM53 206H55V205H52L51 207L53 208ZM60 206H61V205H60ZM75 206H76V205H75ZM81 206H79V207H81ZM90 206H93V205H89L88 209L90 208ZM97 206H98V205H97ZM113 206H111V207H113ZM124 206H125V205H124ZM126 206H128V205H126ZM126 206L123 207V208H126ZM131 206H132V205H131ZM136 206H137V205H136ZM159 206H160V205H159ZM166 206H167V205H166ZM191 206H192V207H191ZM219 206H220V205H218V207H219ZM253 206H254V205H253ZM7 207H8V209L10 208L9 205H8ZM44 207H45V206H43V208H44ZM47 207H48V205H47ZM65 207H67V206H64V211H66V210H65ZM76 207H78V205H77ZM84 207H85V206H84ZM93 207H94V206H93ZM102 207H104V203H103V206H102ZM140 207H141V206H140ZM145 207H146V206H145ZM145 207H143V208H145ZM153 207H154V206H153ZM153 207H152V208H153ZM173 207H175V206H173ZM189 207H190V208H189ZM200 207H201V206H200ZM204 207H205V206H203V208H204ZM254 207H255V206H254ZM261 207H263L262 204H261ZM1 208H2V207H0V209H1ZM20 208H22V207L20 206ZM20 208H19V209H20ZM23 208H24V207H23ZM32 208H33V207H32ZM32 208H31V209H32ZM36 208H37V210L39 209L38 206H36ZM55 208H56V207H55ZM57 208H58V207H57ZM62 208H63V205H62ZM68 208L70 209V207H68ZM72 208H73V207H72ZM91 208H92V207H91ZM119 208H121V207H119ZM130 208H132V207H129V209H130ZM146 208H148V210H149V207H146ZM150 208H151V207H150ZM152 208H151L150 210H152ZM158 208H159V207H158ZM196 208H198V207H196ZM201 208H202V207H201ZM203 208H202V209H203ZM206 208H207V207H206ZM256 208H257V206H256ZM3 209H4V207H3ZM14 209H15V208H14ZM14 209H13V210H10V211H13V212H14V211L17 210L18 213H21V212H19V209H15V210H14ZM31 209H29V210L27 211L28 213L26 212V214H30L29 211H30ZM34 209H35V208H34ZM34 209H33V210H34ZM44 209H45V208H44ZM48 209H50V207H49ZM66 209H67V208H66ZM78 209H79V208H78ZM94 209L96 210V208H94ZM97 209H98V208H97ZM99 209H100V208H99ZM154 209H155V208H154ZM164 209H165V208H163V210H164ZM167 209H168V206H167ZM173 209H175V208H173ZM176 209H177V208H176ZM202 209H200V210H202ZM4 210L7 211V208L4 209ZM20 210H21V209H20ZM24 210H25V209H24ZM35 210H36V209H35ZM50 210H53V209H50ZM56 210H59V209H56ZM62 210H63V209H62ZM81 210H83V209H81ZM85 210H86V209H84V211H85ZM90 210H91V209H90ZM90 210L87 212L86 215H89V213H91V211H93V210H91V211H90ZM95 210H94V212H96ZM112 210H113V209H112ZM132 210H133V209H132ZM146 210H147V209H146ZM160 210H162V209L160 208ZM160 210H158V211H160ZM193 210H195V208H194ZM198 210H199V209H198ZM231 210H232V208H231ZM6 211H3V212H4V213H7V212H8V216H10V215H9V211H7V212H6ZM46 211H47V209H46ZM59 211H60V210H59ZM59 211H57V212H59ZM72 211H73V210H72ZM113 211H114V210H113ZM113 211H112V212H113ZM123 211H127V210H126V209H125V210L122 209V211L120 210L121 213H122ZM130 211H131V210H130ZM165 211H167V210H164V212H165ZM175 211H176V210H175ZM178 211H179V210H178ZM182 211H183V210H182ZM191 211H192V210H191ZM3 212H2L1 214H4ZM37 212H38V211H37ZM43 212H44V211H43ZM50 212H51V211H50ZM74 212H76V210H74ZM74 212H73V213H74ZM79 212H80V211H79ZM98 212H99V210H98ZM135 212H136V213H135ZM145 212H146V211H145ZM153 212H154V211H153ZM156 212H157V211H156ZM156 212H155V213H156ZM171 212H172V211H171ZM173 212H174V211H173ZM187 212H189V211H187ZM187 212H185V213H187ZM228 212H229V211H228ZM18 213H17V214H18ZM54 213H55L54 215H58L60 212H59L58 214H56L55 209H54ZM73 213H72L71 215H68V216H67V220H68V217H69V216L71 217L72 215H76V214L78 213V211H77V213H75V214H73ZM96 213H97V212H96ZM99 213H100V212H99ZM116 213H117V212H116ZM116 213L114 212L115 215H116ZM118 213H119V211H118ZM124 213H126V212H124ZM124 213H123V214H124ZM131 213H132V211H131ZM134 213L136 214V217H138V216L140 215L141 212H140L139 214H137L138 212L135 210L131 215H133ZM148 213L150 214L149 216L147 215V216H148V221H151V218H152L153 220L156 218V217L153 218V216H155L157 213H156L155 215H153V216L151 215L150 211H149ZM158 213L160 214V213H163V212H158ZM177 213H178V212H177ZM181 213H182V212H181ZM181 213H178L179 216H180ZM185 213H184V214H185ZM230 213H231V211H230ZM230 213H228V214L231 215ZM1 214H0V215H1ZM31 214H32V212H31ZM34 214H35V213H34ZM39 214H40V216H41V215H43L44 213H39ZM62 214L64 215L63 212H62ZM65 214H66V212H65ZM81 214H83V213H81ZM114 214H113V216H114ZM119 214H120V213H119ZM127 214H129V213H127ZM159 214H157V215H159ZM166 214H168V213H166ZM172 214H174V213H172ZM175 214H176V213H175ZM4 215H5V214H4ZM4 215H3V217H4ZM46 215H47V214H46ZM49 215H50V214H49ZM78 215H79V214H78ZM83 215H84V214H83ZM110 215H111V214H110ZM137 215H138V216H137ZM141 215H142V214H141ZM160 215H161V214H160ZM170 215H171V213H170ZM170 215H169V216H170ZM258 215H259V214H258ZM29 216H30V218H31V215H28V217H29ZM34 216H37V214H35ZM47 216H48V215H47ZM51 216H52V215H51ZM58 216H60V215H58ZM58 216H57V217H58ZM81 216H82V215H81ZM120 216H121V215H120ZM133 216H135V215H133ZM150 216H151V217H150ZM171 216H172V215H171ZM175 216H177V215H175ZM175 216L173 215V217H175ZM253 216H255V215H253ZM3 217L0 218V219L2 220ZM10 217H12L11 219L13 220L14 216H10ZM15 217H16V216H15ZM48 217H49V216H48ZM54 217H55V216H54ZM62 217H63V216H62ZM65 217H66V216H65ZM75 217H76V216H73V220H74ZM78 217L81 218L80 216H78ZM84 217H85V216H84ZM95 217H96V216H95ZM111 217H112V216H111ZM144 217H145V216H144ZM163 217H164V216H162L161 219H162ZM166 217H167V216H166ZM230 217H231V216H230ZM258 217H259V216H258ZM18 218H19V214H18ZM18 218H16L15 220H17ZM23 218H25V217H23ZM30 218H29V219H30ZM32 218H33V217H32ZM42 218H43V216H42ZM46 218H47V217H46ZM52 218H53V216H52ZM55 218H56V217H55ZM76 218H77V217H76ZM88 218H89V217L86 218L85 222H84V219H85V218L82 219L83 221L81 220V221L83 222V224L86 223V222L88 221V220H87ZM96 218H97V217H96ZM112 218H113V217H112ZM112 218H111V219H112ZM149 218H150V220H149ZM157 218H159V217H157ZM214 218H215V217H214ZM248 218H249V217H248ZM25 219H27V218H25ZM29 219H27V220L29 221ZM40 219H41V218H40ZM40 219H39V220H40ZM48 219L51 220L50 217H49ZM48 219H47V220H48ZM90 219H91V217H90ZM90 219H89V220H90ZM93 219H94V218H93ZM125 219H126V218H125ZM140 219H142L141 216H140ZM159 219H160V218H159ZM159 219H157V220H155V221H159ZM163 219H165V218H163ZM226 219H227V218H226ZM256 219H259V218H256ZM260 219H261V218H260ZM260 219H259V220H260ZM19 220H20V218H19ZM19 220H18V221H19ZM30 220H31V219H30ZM54 220H56V219H54ZM91 220H92V219H91ZM94 220H95V219H94ZM106 220H107V219H106ZM106 220H105V221H106ZM247 220H248V219H247ZM9 221H10V220H9ZM21 221H22V220H21ZM28 221H27V222H28ZM32 221H34V219L31 220L29 223H31ZM36 221H38V220H36ZM42 221H43V220H42ZM42 221H41V222H42ZM51 221H52V223L54 222L53 219H52ZM51 221H50V222H51ZM57 221H58V219H57ZM65 221H66V220H65ZM65 221H63L64 224H66ZM76 221H78V220H76ZM81 221H80V222H81ZM92 221H93V220H92ZM105 221H104V223H105ZM146 221H147V220H146ZM148 221H147V222H148ZM155 221H154V223H155ZM163 221H164V220H163ZM0 222H3V221H0ZM11 222H12V224H13V221H11ZM11 222H10V223H11ZM15 222H16V221H15ZM15 222H14V223H15ZM27 222H26V223H27ZM45 222H46V221H45ZM48 222H49V221H47V223H48ZM50 222L48 223L49 226H50V225H51V226H52V225L55 226L54 223H53V224H50ZM68 222H69V221H68ZM88 222H90V223L92 224L91 221H88ZM107 222H108V221H107ZM147 222H146V223H147ZM229 222H230V220H229ZM255 222H256V220H255ZM5 223H7V222H5ZM18 223L21 224L22 222H18ZM24 223H25V222H24ZM29 223H27V224L29 225ZM43 223H44V222H43ZM43 223H42V224H43ZM55 223H56V222H55ZM72 223H74V221H73ZM142 223H145V221L142 222ZM146 223H145V225H146ZM152 223H153V222H152ZM157 223H158V222H157ZM159 223H160V222H159ZM261 223H262V222H261ZM1 224H2V223H1ZM12 224H11V225H12ZM16 224H17V222H16ZM36 224H37L38 226H40L39 222L36 223ZM48 224H46V225H48ZM74 224H75V223H74ZM97 224H98V223H97ZM134 224H135V223H134ZM226 224L228 225V224H230V223H227V222H226ZM255 224H257V223H255ZM2 225H4V223H3ZM6 225L8 226V224H6ZM24 225H25V224H24ZM37 225H36V227H35L36 229L38 228ZM43 225H44V224H43ZM57 225H58V224H57ZM70 225H71V223H70ZM103 225L106 226V224H103ZM103 225H102V226H103ZM135 225H136V224H135ZM139 225H140V224H139ZM139 225H138V226H139ZM143 225H144V224H143ZM227 225H226V226H227ZM230 225H231V224H230ZM247 225H248V224H247ZM0 226H1V225H0ZM17 226H18V224L15 226L16 229L21 228V226H19V227H17ZM67 226H68V224H67ZM67 226H66V227H67ZM72 226L74 227V225H72ZM102 226H101V227H102ZM124 226H125V225H124ZM245 226H246V225H245ZM2 227H3V226H2ZM26 227H27V226H26ZM32 227H33V224H32ZM42 227H43V226H42ZM44 227H46V226H44ZM55 227H56V226H55ZM57 227H58L57 229H59V225H58ZM125 227H126V226H125ZM125 227H124V228H125ZM146 227H147V226H146ZM157 227H158V226H157ZM230 227H231V226H230ZM250 227H251V226H250ZM0 228H1V227H0ZM4 228H5V227H4ZM4 228H3V229H4ZM12 228H14V226H13ZM12 228L9 227V228H7V229H9L8 231L10 232V229L12 230ZM23 228H24V227H23ZM35 228H34L33 230L36 231ZM46 228H47V227H46ZM64 228H65V226H64ZM69 228H71V227L69 226ZM69 228H68V229H69ZM130 228H131V227L129 226V232H131V231H130ZM137 228H138V227H137ZM139 228H141V225H140ZM251 228H252V227H251ZM21 229H22V228H21ZM26 229H27V228H26ZM40 229H41V228H40ZM43 229H44V228H42L41 231H42L43 233H45V232H46V231H45L46 229H45L44 231H43ZM47 229H48V228H47ZM60 229H62V228H60ZM68 229H67V232H68ZM98 229H99V228H98ZM132 229H133V228H132ZM227 229H228V228H227ZM249 229H250V228H249ZM252 229H253V228H252ZM1 230H2V228H1ZM4 230H5V229H4ZM24 230H25V229H22L21 231H24ZM30 230H31V228H30ZM33 230H32V231H33ZM55 230H56V228H55ZM55 230H54V231H55ZM70 230H71V229H69V231H70ZM73 230H74V228H73ZM73 230H72V231H73ZM125 230H126V229H125ZM230 230H231V229H230ZM5 231H7V230H5ZM8 231H7V232H8ZM15 231H16V230H15ZM15 231L12 230V232H11V233H8V235H10V234L12 235L13 233H17V232H15ZM17 231H18V230H17ZM21 231H19L18 234H19V233L21 234ZM28 231H29V230H28ZM54 231H53V232H54ZM56 231H58V230H56ZM56 231H55V232H56ZM64 231H65V230H63V233H64ZM127 231H128V230H127ZM127 231H126V232H127ZM24 232H25V231H24ZM24 232H23V233H24ZM33 232H34V231H33ZM33 232H32V233H33ZM36 232H37V231H36ZM38 232H40L39 229H38ZM49 232H50V231H49ZM53 232H52V233H53ZM55 232H54V233H55ZM61 232H62V231H61ZM132 232H133V231H132ZM132 232H131V233H132ZM211 232H212V231H211ZM214 232H215V230L213 231V233H214ZM26 233H27V231H26ZM43 233H41V234L43 235ZM52 233H51V234H52ZM56 233H57V232H56ZM65 233H66V232H65ZM65 233H64V235H65ZM249 233H250V232H249ZM20 234H19V235H20ZM37 234H39V233H37ZM68 234H70V233L68 232ZM214 234H215V233H214ZM225 234H226V233H225ZM230 234H231V233H230ZM246 234H247V233H246ZM252 234H253V233H252ZM2 235L4 236V233H3ZM5 235H6V234H5ZM8 235H7V238H8ZM14 235H15V234H14ZM26 235H27V234H26ZM29 235H30V234H29ZM39 235H40V234H39ZM52 235H53V234H52ZM64 235H63V236H64ZM217 235H218V234H217ZM226 235H227V234H226ZM247 235H249V234H247ZM253 235H254V234H253ZM21 236H25V235L22 234ZM32 236H34V235H32ZM65 236H66V235H65ZM65 236H64V237H65ZM230 236H231V235H230ZM14 237H15V236H14ZM61 237H62V233H61ZM219 237H220V236H219ZM0 238L3 239V237H1V233H0ZM7 238L5 237L4 239H7ZM2 239H1V240H2ZM231 239H232V238H231ZM33 240H34V239H33ZM33 240H29V241H33ZM26 241H27V240H26ZM29 241H28V243H29ZM94 241H95V240H94ZM33 242L35 243V241H33ZM76 242H77V241H76ZM92 242H93V241H92ZM96 242H97V240H96ZM229 242H230V241H229ZM16 243H17V241H16ZM78 243H80V241H79ZM81 243H82V245H83V242H81ZM90 243H91V242H90ZM148 243H149V242H148ZM242 243H244V242L242 241ZM39 244H40V246H41V242L38 243V245H39ZM75 244H76V243H75ZM86 244H87V243H86ZM93 244H94V243H91L92 246H93ZM17 245H18V243H17ZM17 245H16V246H17ZM60 245H61V243H60ZM60 245H59V246H60ZM76 245H77V244H76ZM78 245H79V244H78ZM78 245H77V246H78ZM16 246H15V247H16ZM77 246H76V247H77ZM79 246H80V245H79ZM96 246H97V245H96ZM246 246H247V243H246ZM260 246H262V245H260ZM260 246H259V247H260ZM8 247L12 250L11 246H8ZM12 247H13V246H12ZM15 247H13V248H15ZM22 247H23V249H24V246H22ZM36 247H37V246H36ZM60 247H61V246H60ZM93 247H94V246H93ZM6 248H7V247H6ZM9 248H8V249H9ZM28 248H30V247L28 246ZM37 248H39V247H37ZM64 248H65V247H64ZM3 249H5V248H3ZM10 249H9V250H10ZM15 249H16V248H15ZM66 249H67V248H66ZM78 249H79V248H78ZM78 249H77V250H78ZM86 249H87V248H86ZM148 249L150 250V248H148ZM206 249H207V248H206ZM9 250H8V251H9ZM21 250H22V248H21ZM62 250H63V249H62ZM132 250H133V249H132ZM178 250H179V249H178ZM201 250H202V249H201ZM248 250H249V249H248ZM8 251H7V252H8ZM15 251H16V250H15ZM68 251H69V250H68ZM145 251H146V250H145ZM175 251H177V250H175ZM175 251H174V253H175ZM202 251H203V250H202ZM222 251H223V250H222ZM7 252H5V253L8 254ZM10 252H11V251H10ZM12 252H13V250H12ZM92 252H93V251H92ZM94 252H95V251H94ZM100 252H101V251H100ZM125 252H126V251H125ZM140 252H141V251H140ZM142 252H143V251H142ZM142 252H141V253H142ZM180 252H181V250H180ZM228 252H229V251H228ZM248 252H249V251H248ZM20 253H21V252H20ZM61 253H62V252H61ZM137 253H138V252H137ZM149 253H150V252H149ZM249 253H251V252H249ZM6 254H5V255H6ZM11 254H12V253H11ZM16 254H17V253H16ZM67 254H68V253H67ZM84 254H85V253H84ZM101 254H104V253H101ZM152 254H153V253H152ZM166 254H167V253H166ZM61 255H63V254H61ZM65 255H66V254H65ZM105 255H106V254H105ZM122 255H123V254H122ZM133 255H134V254H133ZM136 255H137V254H136ZM146 255H147V254H146ZM155 255H156V254H155ZM217 255H218V254H217ZM238 255H239V253H238ZM85 256H86V255H85ZM106 256H107V255H106ZM113 256H114V255H111V258H112ZM131 256H132V255H131ZM139 256H140V255H139ZM234 256H235V254H234ZM8 257H9V254H8ZM56 257H57V256H56ZM88 257H89V255H88ZM94 257H95V256H94ZM134 257H135V256H134ZM178 257H179V256H178ZM70 258H71V255H70ZM70 258H69V259H70ZM8 259H9V258H8ZM10 259H13V258L11 257ZM10 259H9V261H10ZM14 259H15V255H14ZM55 259H56V258H55ZM57 259H58V258H57ZM60 259H61V258H60ZM112 259H113V258H112ZM138 259H139V258H138ZM143 259H144V258H143ZM146 259L148 260L147 257H146ZM154 259H155V258H154ZM5 260L7 261V259H5ZM19 260H20V259H19ZM260 260H261V259H260ZM14 261H15V260H14ZM51 261H52V260H51ZM57 261H60V260H57ZM64 261H65V260H64ZM68 261H69V260H68ZM110 261H111V260H110ZM112 261H113V260H112ZM122 261H124V260H122ZM144 261H145V260H144ZM158 261H159V260H158ZM12 262H13V261H12ZM61 262H62V261H61ZM141 262H142V261H141ZM150 262H151V261H150ZM253 262H254V261H253ZM253 262H252V263H253ZM256 262H259L258 259H256ZM261 262H262V261H261ZM19 263H20V262H19ZM21 263H22V261H21ZM56 263H57V262H56ZM104 263H105V262H104ZM145 263H146V262H145ZM148 263H149V262H148ZM159 263H160V262H159ZM6 264H7V263H6ZM10 264H11V263H10ZM12 264H13V263H12ZM16 264H17V261H16ZM58 264H59V263H58ZM61 264H62V263H61ZM65 264H67V263H65ZM85 264H86V263H85ZM249 264H250V263H249Z\"/></svg>","mask_w":264,"mask_h":264}]
</instances>
